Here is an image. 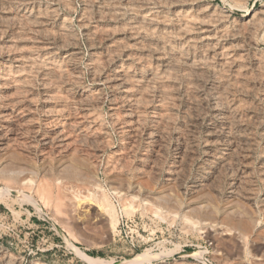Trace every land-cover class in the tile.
<instances>
[{
    "label": "rangeland",
    "instance_id": "374dc122",
    "mask_svg": "<svg viewBox=\"0 0 264 264\" xmlns=\"http://www.w3.org/2000/svg\"><path fill=\"white\" fill-rule=\"evenodd\" d=\"M9 1H11V0H6V1L1 0L0 1V3H1L0 7L2 6L0 8V11H2V12H0L1 13V15H0V28H2V31H0V32H3V30H4L3 33H0V43H2V41H3L2 46L0 44V49L1 48L4 49V50H2V49L0 50V62L3 61L2 62L3 64L0 63V81H1L0 82V95L3 94V96H0V98L2 97V99H0L1 100L0 101V115H2V113L6 114V112L9 113V114H6L5 116L2 115L4 117L0 116V119H1L0 120V127L2 128V129L0 128V130H2L1 132L5 133V134H3L0 132L2 134V137H3V139H2V137L0 138V141L3 142L7 138V141H5L3 143L4 144L6 143L5 144L6 146H8V144L9 145L11 144L10 146H8V148L7 147L5 148V145L1 146L5 149H2L0 147V258L2 260H4V262H6L7 264H19V263L20 264H33L35 262H39L40 264L41 263L42 264H87L82 259L81 255H80V253H84V254L90 255L92 257L101 258L105 264H107V263L108 264H148V263L149 264H159V263L160 264H261V263L264 264V201H263L264 200L263 199L264 198V177H263L264 176V173H263L264 172L263 171L264 170V146H263L264 145V137H263L264 135H263V132L264 131H261V130H264V127H263V124H264V104H262V103H264V99H263L264 95H262V94H264V89H263L264 88V84H263L264 83V76H263L264 75L263 74L264 73V69H263V67H264V65H263L264 64V34H263L264 33V26H263L264 22H262V21H264L263 20L264 17H261L262 15L264 16V11H263L264 10V0H200V1L199 0H191L190 3L193 2L192 4H194L196 2L195 4L198 3L199 5H203V6L210 5L211 10L212 11L214 10L217 12L216 13L213 11L212 12L213 16H214V14H218V13L220 14V15L218 14V16H221V17H218L217 15L214 16V18L218 19L217 21H219V23H221V24L217 25V27H219L220 29L219 28L216 29L217 27L215 28V26H212L211 30H212L213 36L211 38V42H209V44L210 45L212 44V46L209 45L210 47L207 50L210 54L215 55L214 59H213L214 61L211 60V58H213V55L210 56V54L208 52H206V50H204V51L202 50L203 51L202 52L201 50H198L197 48L190 47L192 49L191 50L188 47V50H187L188 56L190 57V55H191V57H190L191 59L195 58V61H203V60L208 61V62L207 61L203 62L204 66L202 65L201 74L198 73L197 75H194L192 77V79L194 77L196 78V79L194 78L195 82L192 81V83H191V81L189 82V80L182 78L183 75L178 72V73H175V76L178 74L176 76V79H174L175 76L173 75L174 77H172V78L168 77V79L164 78L162 80L163 83L161 82V84H163V85L161 87H162V89L164 87V90H162V92H159L155 87L152 88V87L146 86V87L141 88L139 86V85H141V82L135 83L134 81H131V82H129L132 84H129L130 87H129L128 93L126 92V93H124V95L120 92L121 91L120 88L118 89L117 86H113L111 83H108L109 79L112 77L111 75L114 74L112 72L115 71L116 67L122 66L120 68H123L125 70L128 67L129 70H128V68H127V70L129 72L132 70L131 74L132 73L135 74V72H140L141 74H143L147 70L149 71L150 69H151L150 71H152V72H154V70H152V69H155V72H157V71L161 72L160 69H162L161 62L158 59H157L158 61L155 59L154 54H153V50H152V47L153 46L155 47V45H157V44H161V41H159L157 38L155 39L151 36L149 37L146 35H144V36L142 35V33H145L146 29L148 30V27H150V25H148L146 21L142 22L141 18H140L141 16H143L142 14H144L145 9H146V12L144 15H146V13L148 15L149 12H147V10L151 9V10H149L150 11L149 15L154 14V15H158V16H160V15L161 16H163V15L169 16L166 18L164 17L166 19V22H164V23H166V26L168 29L173 30L174 29V27H173L174 22L176 21V19L178 17V16H176L178 14V11L181 8L188 7V4H187L188 2H183L182 0H180L178 2H173V3L170 1L168 2L167 0H158L159 3L157 0H104V1L103 0H101V1L96 0V3H95L94 2L95 0H90L91 2H89V0H88V2H86L87 0H85V1L84 0H71V1L70 0H68V1L67 0H61V1L60 0H53V1L51 0L52 3L50 4V2H51L50 0H36V1L30 0L31 2L29 0H25V1H23L24 4L27 5L28 9H30V10L27 9V11L31 12L33 10L31 13H33L37 17V19L43 20V21H41V23H39L40 20H38V22H36L34 19H29L27 21L28 22L30 21L31 23H28L25 21L23 22V20H25V18L23 17L24 13H21L19 11V10H22L21 3L13 0L12 3L16 2L15 4L17 6L15 4H12L11 5L12 7H10L9 3L7 4V2H9ZM97 1H98V3L100 1V3H99L100 5H98ZM155 1H157V2H155ZM164 1H166V2H164ZM46 2H47V4H46ZM53 2H55V3H53ZM66 2H68V3H66ZM130 2H132V3H130ZM133 2H135V5H137L139 3L140 7H138V5L135 6L133 4ZM145 2H146V4H145ZM141 3L143 6L140 5ZM151 3H152V5H150ZM216 3L218 6L216 5ZM2 4L5 6V8ZM40 4H42V5H40ZM44 5L46 8L44 7ZM50 5L52 6V8H50L51 7ZM54 5H55V7H54ZM57 5L59 7H57ZM89 5H91L92 7L89 8L88 7ZM95 5H98V7H100V8H98ZM105 5H107V6H105ZM127 5H130V6H127ZM160 5H161V7H160ZM32 7L34 9H32ZM95 7L97 9H95ZM108 7H111L112 9H109ZM212 7H214V8H212ZM92 8H94V9H92ZM133 8L136 9V10H134V12L131 11V10H133ZM137 8L139 10V13H138ZM143 8H145V9H143ZM176 8H178V10ZM87 9L90 11L88 12ZM107 9H108V11H107ZM129 9H131V10L129 11ZM158 9L160 11L163 9L164 11L163 10L161 12L155 11ZM11 10H13V11H11ZM10 11H11V13H10ZM17 11H19V12H17ZM48 11L50 13H48ZM56 11H58V12H56ZM81 11H83V13ZM85 11H86V13H85ZM124 11H125V13H124ZM142 11H143V13H142ZM172 11H174V12H172ZM162 12L163 13L165 12V13L163 14ZM16 13H17L18 17L16 16ZM38 13H40V14H38ZM106 13L107 14L109 13L110 15L111 14L112 15L110 16V15H107ZM136 13H138L140 15H138ZM11 14H15V15H11ZM21 14H23V15L21 16ZM37 14H38V16H37ZM85 14L87 17L85 16ZM172 14H174V15H172ZM223 14L226 15L227 20L230 23L232 22L231 23L232 25L225 19V15H223ZM7 15H10V16L8 17ZM90 15L92 16V18ZM100 15H102V16L100 17ZM105 15H107V16H105ZM129 15L130 16L133 15L135 17H133V16L130 17ZM6 16H7L8 21L5 18ZM103 16H104V18H103ZM113 16H114V19H113ZM125 16H127V17H125ZM256 16H257V19L259 16H260L259 19L262 18L261 20H258V22H261V23L256 22L257 21ZM58 17H59V19H58ZM250 17H252V18H250ZM121 18H123V19L121 20ZM131 18H133L135 21L133 19L131 20ZM17 19L19 21L18 24H17V22H18ZM246 19H249V20H246ZM251 19L252 20L254 19V20L251 21ZM5 21L9 22L8 25H7V22H5ZM11 21H13L12 24H11ZM50 21H52V22H50ZM86 21H88V22H86ZM224 21H226V23H224ZM250 21L253 23H251ZM64 22H65V25H64ZM136 22H139V23L136 24ZM140 22L145 23V24L141 25ZM27 23H28L27 26H29V30L27 29L28 28L27 26H24ZM130 23H132V24H130ZM3 24H4V26H3ZM20 24L23 26H21ZM38 24H39V26H37ZM126 24H127V26H126ZM247 24H248V26H247ZM251 24L252 25L255 24V25H253L254 27L249 26ZM5 25H6L7 29H6ZM18 25H20V26H18ZM57 25H59L58 26L59 28L58 27L55 28ZM103 25H105V26H103ZM137 25L141 26V27H138ZM144 25H145V27L143 28ZM169 25H171V26H169ZM226 25L228 27L232 26V28H228ZM258 25H260V26L258 27ZM30 26L31 27L33 26L32 27L33 30L31 29ZM92 26H94V27L92 28ZM101 26H103L105 28H103ZM134 26H135V28H137V30L134 28ZM220 26H222V27H220ZM223 26H225V27H223ZM236 26H238V28H236ZM15 27H18V28H15ZM19 27L21 30L19 29ZM47 27H49V28L51 27V28L46 29ZM121 27H123V28H121ZM9 28L11 30V33H10ZM100 28H101V31L99 30ZM107 28H108V30H107ZM110 28H113V29H111V31H110ZM117 28H120V29H117ZM224 28H225V31L230 32V34H231V30H233L232 35L228 34L227 36L219 37L220 36L219 33L215 34L218 32V30H221ZM243 28H244V30H243ZM16 29H17V31H16ZM43 29H44V31H43ZM65 29H66V31H65ZM94 29L97 30V32L95 30V33H96L95 37L96 38L99 37L100 40H99V38L96 39L94 37V34H95ZM121 29H124V30L121 31ZM138 29H140V30H138ZM144 29H145V31H144ZM247 29H248V31H246ZM36 30H37V32L34 33ZM50 30H51V32H50ZM102 30L103 31L105 30V31L103 32ZM113 30H114V32H113ZM238 30L240 33L237 32ZM241 30H243V31H241ZM64 31L67 33V35L65 34ZM91 31H92V33H91ZM98 31H100L101 34H104V35L103 36L100 35V32H98ZM130 31L134 34H136L138 32L136 37H135V39H136L135 41L129 40V34H131ZM133 31H135V32H133ZM14 32L16 33L17 37L16 36L14 37V35H15ZM22 32H24V34H25L24 36H23ZM59 32H60V34H59ZM108 32H110V33H108ZM233 32H234V34L235 33L236 34L234 35ZM244 32H247V33L249 32V35L251 37H249V35L248 36L245 35ZM5 33H7V34L4 35ZM20 33L22 35H20ZM33 33L39 39L35 38ZM56 33H58L59 35ZM11 34L13 37L10 39ZM54 34H55V37L51 36ZM61 34H63V35L61 36ZM27 35L31 36V37H28ZM216 35H217V37H216ZM18 36H20V37H18ZM21 36H23L24 38ZM86 36H87V38H86ZM137 36H139V39ZM231 36L233 37L232 39H231ZM56 37H58V39ZM89 37L91 38V40ZM115 37H117V39ZM145 37H147V38H145ZM248 37L252 40L251 42H253V43L250 44V40ZM13 38H15L14 40H16V41H12ZM88 38L91 42H88L89 41ZM120 38H121V40H120ZM221 38L224 41L222 40V42H221V40H220ZM2 39H4V40H2ZM59 39H60V41H59ZM147 39H150V40H147ZM18 40H19V42H18ZM31 40H33L34 42ZM122 40L125 41V43ZM139 40H140V42H139ZM226 40H228V41H226ZM58 41H59V43H58ZM148 41H149V43H148ZM225 41H226V43H225ZM229 41H231V42L228 43ZM236 41L238 43L240 42L239 45L236 44L237 43ZM61 42H63L64 44L62 43L60 45ZM115 42H117V43H115ZM126 42L128 45L126 48H124L122 50L121 45L125 46ZM128 42H130V43H128ZM141 42H142V45H141ZM150 42H151V44L153 43V45H151ZM212 42H215L216 44L212 43ZM234 42H235V44H234ZM15 43H17V44H15ZM19 43H22V44L24 43L23 46H21V44H20V46H21L20 49L18 48ZM30 43H31V45H33V46L35 45V46L34 47L31 45L29 46ZM39 43H41V44L39 45ZM43 43H44V45L42 46ZM92 43H94V45ZM220 43L225 44V46H227V44H229V45L227 47H223L224 45L221 46ZM242 43H243V46H242ZM7 44H9V45L11 44V46H13V47H14L13 44H15L16 49L14 48L15 49L14 50L12 47L13 50H11V47L10 46L7 47L8 46ZM114 44H115V46H113ZM143 44L148 45V46L151 45V47L150 46L144 47ZM5 45H7V46L5 47ZM64 45H66V46H64ZM103 45H105V46H103ZM107 45H108V47H107ZM96 46H98V47H96ZM109 46H110V48H109ZM118 46H120V47H118ZM136 46H138V48ZM250 46H251V48H250ZM45 47H47V48H45ZM50 47H52V49ZM115 47H117V49ZM252 47H253V49H252ZM57 48H59V50ZM90 48H92V49H90ZM220 48H224V49L220 50ZM7 49H10V50H7ZM40 49H41V51H40ZM48 49H49V51H48ZM94 49L96 52L94 51ZM144 49H145V53H143ZM193 49H195V50H193ZM230 49H232V50H230ZM23 50L24 51L26 50L25 53ZM31 50L33 53L32 52L30 53ZM34 50H36V51H34ZM53 50H55V51H53ZM138 50L140 52L141 51L142 52L140 53ZM211 50L213 51V53L211 52ZM255 50L258 52H256ZM2 51H5V52L3 53ZM9 51H11V53L12 52L13 53L11 54ZM27 51H29V52H27ZM91 51H93V52H91ZM106 51L107 52L110 51L111 53L108 52L109 53L108 54ZM196 51L199 53V58H201V59L198 58ZM220 51H221V53L219 54ZM253 51L257 54H255ZM259 51L261 53L260 56H258ZM97 52H98V54H96ZM102 52H103V54H102ZM104 52H106V53H104ZM138 52H139V54H138ZM147 52L149 53V55ZM228 52H230V53H228ZM14 53H15V55H13ZM35 53H39V54H35ZM61 53H63V54H61ZM72 53L77 54V56L72 54ZM128 53H129V55H128ZM207 53H208V55H207ZM225 53L226 54L228 53V55H231L234 58L233 63L237 64L236 66H238L240 63H244L243 64L244 67L242 66V64H240L239 69L241 68V70L244 71L245 78L244 79L243 78L237 79L238 81L236 80V82H238V83L233 82L234 85L232 84L228 88L226 87V89L224 88V90H226V91L223 90L224 91L223 92L221 90V88L219 87L221 85L220 83H222L221 81H224L223 79L221 80V77L223 76V78H226V79H228L230 77H234L233 70L231 68L229 69L228 64H223V62L221 61L222 58L225 56ZM245 53L248 55L249 58L246 57ZM45 54L47 56H45ZM52 54H53V56H52ZM136 54L139 55V56H137V58H136ZM59 55H60V57H59ZM66 55H68L70 58ZM71 55L74 57H72ZM99 55L100 56L102 55V56L100 57ZM130 55H135V56L131 57ZM140 55L142 57H140ZM194 55H195V57H194ZM235 55H236V57H235ZM255 55H256V57H255ZM38 56H40V57H38ZM43 56H45L44 59H43ZM110 56H112V57H110ZM143 56L146 58L148 57L147 60ZM201 56H204L203 60H202ZM35 57L36 58L38 57V58L36 59ZM49 57L51 59H48ZM71 57H72L73 61L69 60V59H71ZM206 57H208V58L206 59ZM40 58H42V60ZM45 58L47 60H45ZM52 58H53V60H52ZM62 58H64V59H62ZM74 58H76V59H74ZM28 59H30V61ZM33 59L37 63H35V61L33 63ZM107 59L108 60L110 59L112 61H110V60L108 61ZM144 59H145V61H144ZM261 59L263 60V62L261 61ZM25 60H27V61H25ZM48 60H50V62ZM54 60H55V62H52ZM58 60H64V61H58ZM121 60H122V62H121ZM130 60H131V62H130ZM13 61H15V63ZM70 61H71V63H70ZM98 61L103 63V65L101 63H99ZM105 61L108 62V64ZM259 61H260V64H259ZM8 62H10V63H8ZM24 62H27V64ZM29 62H30V64H29ZM40 62H42L43 66L41 65ZM43 62H45V63L43 64ZM56 62H58V64H60L61 66L57 67L56 65H58V64H56ZM68 62H69V64H68ZM77 62H78V64H77ZM129 62L132 65H130ZM155 62L157 64H154ZM255 62H257V63L255 64ZM17 63H19V64H17ZM23 63H24V66H23ZM31 63L33 65L36 64L37 67L36 66L34 67ZM73 63L75 66H73ZM122 63H124V66ZM211 63H213L214 65ZM220 63L222 65H220ZM252 63L254 65H252ZM4 64H6V65H4ZM14 64H15V66H14ZM52 64H54V65L52 66ZM141 64L143 66L144 65L145 66L143 67ZM246 64L248 66H246ZM257 64L260 67V69L262 68V70L259 69L260 70L259 71L257 69V68H259L257 66ZM31 65H32V67H31ZM93 65L95 67H92ZM96 65H98V67ZM160 65H161V67H160ZM212 65L217 70V71L215 70L216 73H214L213 75L211 74L212 73L211 71L214 70ZM223 65H225V66H223ZM2 66H5V67L8 66L9 69L4 68V67L1 68ZM19 66H22L21 67L22 69ZM48 66H49V69H48ZM99 66H101V67H99ZM132 66H134V67H132ZM138 66H140L142 69ZM221 66H223L224 68H227V70L228 69L229 70L226 71V69H225V71L223 70V72H222V69H224V68ZM253 66H255V67H253ZM23 67H24V69H23ZM26 67L28 69L30 67H31V69L34 68L37 71H35L34 74L31 73V75H32L31 76L29 74L32 71L29 70V73H28V69H26ZM46 67H47V69H46ZM51 67H54L55 70ZM71 67L73 68V70ZM89 67L92 69H95L96 71L95 70L92 71V69L90 70ZM218 67L220 68V71H218L219 70ZM38 68H39V70H42V69H44V70L39 71ZM56 68H58L59 71H57ZM61 68L63 71L64 70L65 71L64 72L62 70L60 71ZM143 68H144V70H143ZM251 68L253 70L255 69L256 73H254L251 70ZM248 69H250L252 72ZM10 70H11V72H8ZM17 70H20L21 73H17ZM22 70H25V71H22ZM231 70L233 73H231ZM56 71H57L58 75L61 73L59 76H62V74H63V76L61 77L63 79H61L58 75H56L57 74ZM69 71H70V73H69ZM91 71H92V73H91ZM141 71H143V72H141ZM5 72H7V73H5ZM13 72L16 73V76H15V73H13ZM23 72H25V73H23ZM53 72H55V73H53ZM217 72L222 73V74H220L221 76L218 75ZM227 72H229V73H227ZM250 72H251V74H250ZM103 73H104V75H103ZM4 74H5V76H7V74H8V76H9V77L7 76L8 80L4 77ZM10 74H11V76H10ZM19 74H20V77L22 78V80H20L21 78L19 77ZM22 74L24 76L26 75L25 76L26 78ZM43 74L47 77H45ZM46 74H48V75H46ZM93 74H94V76H93ZM229 74H230V76H228ZM231 74L233 76H231ZM27 75H29V76H27ZM69 75H71V76L73 75L72 77L70 76L72 78L71 80L69 78ZM252 75H254L255 77L253 76V77L248 78V76H252ZM218 76H220V77H218ZM2 77H4V78L2 79ZM23 77L25 78L24 79L25 81L27 79H29L26 81L28 83L23 82ZM66 77H67V79H66ZM73 77H74V80H73ZM94 77H95V79H94ZM215 77L218 78V81ZM246 78H247V81H246ZM252 78L255 80H253ZM258 78H260L263 82ZM4 79H5V82L7 81L6 83L4 82ZM12 79L15 83H18V84L14 85V83L12 82ZM42 79H43V81H42ZM56 79H57V81L54 82ZM17 80L20 82H17ZM166 80H167V83H165ZM210 80H211V82H210ZM243 80L245 81V83H248V84L243 83L244 82ZM248 80L250 83L248 82ZM172 81H173V83H172ZM62 82L63 83L66 82V83L63 84ZM73 82H75V83L73 84ZM102 82L104 83V85ZM197 82H199V84ZM239 82L242 83L243 85L240 84ZM10 83H11V85H10ZM138 83H139V85H136ZM178 83L180 84L179 86L177 85ZM194 83H197V84H194ZM24 84L27 85L26 88H25L26 85H24ZM56 84H59V85H56ZM61 84H63V85H61ZM171 84H173L172 89H171ZM183 84H184V86H182ZM185 84L187 86L189 85L188 86L189 92H188V90L186 88L187 86H185ZM213 84H215V85H213ZM250 84L254 87H251ZM78 85H79V87H78ZM164 85L166 87L168 85L169 88L168 87L166 88ZM199 85H201L202 87H200ZM13 86L16 88V93L14 91L15 88ZM55 86H58V87L56 88ZM65 86H68V87L64 88ZM70 86H72V87H70ZM133 86H135V88ZM136 86H137V88H136ZM241 86H244V87L242 88ZM18 87L19 88L21 87L20 90H21V92L23 91L22 93L18 90ZM60 87H63V88H60ZM138 87L140 89H144L142 92L143 97L141 96L138 99V102H140L141 104L138 103L136 100H135L134 104H130V102L128 101L130 97L128 98L126 96L129 93H130L129 96L130 95L137 96V94L139 93ZM190 87L193 88L195 90V92L193 90H190ZM215 87H217V88H215ZM67 88H68V90L66 91ZM75 88H76V90H75ZM80 88H82V89H80ZM184 88H186V89H184ZM10 89H11V91H10ZM23 89H25V90H23ZM47 89H48V91H47ZM71 89H74V90H71ZM219 89H220L221 94L218 92ZM257 89H259V90L257 91ZM80 90L87 92V93H85V95L80 96L78 94L80 92ZM227 90H229V91H227ZM12 91H14V93H12V95H10ZM69 91H70V93H69ZM91 91H93V92H91ZM117 91H119V92H117ZM136 91H137V93H136ZM233 91H234V93H233ZM243 91H245V92H243ZM246 91H248V92H246ZM47 92H49V93H47ZM51 92L53 94L55 92V94L57 96H54L55 94L51 95ZM65 92H68V93H66V94H68L67 96H66ZM172 92H174V93H172ZM191 92H193V93H191ZM134 93H136V94L133 95ZM158 93L161 94L162 98H164L165 95H167V96L164 99H162L160 97V94H158ZM175 93H176V96H174ZM195 93H198V94H195ZM16 94H18V95H16ZM26 94H29V95H26ZM116 94H118V95H116ZM121 94H122V96H121ZM144 94L147 96L146 97L147 99L145 98ZM162 94L163 95L165 94V95L163 96ZM169 94H171V95L173 94L172 96L174 98L171 95L169 96ZM180 94H181V96H180ZM191 94L193 97L195 95L196 100H198L197 97L199 95V99H201L202 101L201 100H198L197 102L191 101V100H194V98L191 96ZM225 94H226V96H225ZM8 95H10L9 96L10 98L11 97H13V98H11V100H10V98L7 97ZM104 95H106V96H104ZM189 95H190V97H189ZM217 95H218V97H217ZM220 95H221V97H219ZM237 95H238V97H237ZM4 96H6V97H4ZM27 96H28V98H27ZM222 96H224V97H222ZM231 96H233L234 98ZM250 96L251 97L253 96V98H251ZM65 97H67V98H65ZM73 97H74V99H73ZM95 97H98L96 100H98L99 102L95 100ZM211 97H212V100H211ZM71 98H72V100H70ZM113 98H114V100H113ZM222 98H223V100L225 99L224 100L225 102L229 101L232 103V101H233L234 106L237 108L236 110L239 111V112L237 111V116L240 115V117L244 118L246 116H251L253 114L252 115L253 119L255 120V118H256V121L258 123H256L252 119V121H247L244 124L245 130L247 129V132H249L250 130L254 132V133H248V135L250 136V137L249 136L248 137H249V139L250 138L251 139L249 141L250 145H249V147H247L248 149L246 151V154H248L249 156L246 155L245 158H244V156H241V154L244 151V150L242 151V149H245V148H242L241 150L235 149V151L237 153L234 152V150H232L233 153L230 152V154H229L231 162H229L224 167L222 166L223 168L222 167L218 168L214 165L215 164L214 162L216 161L215 157L222 155V154H219L222 152V149L220 146L223 145V142L226 143L227 141H229V142L231 141L230 136L227 133H224L225 130L223 129L224 125L222 123V121H223L222 115H224L223 111H224L225 107H224V101L222 100ZM237 98H239L240 100ZM13 99H14V101H13ZM88 99L90 101H88ZM169 99L170 100L172 99V100L170 101ZM176 99H178V100H176ZM227 99H228V101H227ZM80 100L81 101L83 100V101L81 102ZM160 100L162 102H160ZM174 100H175V102H174ZM213 100H215V101H213ZM246 100L249 101L248 102L249 104H247ZM117 101H119V102H117ZM146 101H147V103H145ZM222 101H223V103H222ZM239 101H240V104H239ZM243 101H245L246 104ZM76 102H77V104H76ZM136 102H137V104H139V106L136 104ZM168 102L170 103L169 106H168ZM172 102H173L174 106H172ZM176 102H178L179 104H176ZM220 102L222 104H219ZM250 102H252V103L254 102V103L252 104ZM6 103L8 104V106L10 108L11 107L13 108L12 112L10 110H7L8 109L7 106L6 107L4 106V105H7ZM74 103H75V105H74ZM124 103H126V104H124ZM13 104L14 105L16 104V105L14 106ZM85 104H87V105L85 106ZM193 104L196 106H194ZM1 105H3V106L1 107ZM218 105H221V106H218ZM247 105L249 106V108ZM125 106L128 108H126ZM156 106H158L157 108H160L161 110L160 109L158 110L156 108ZM179 106H180V108H179ZM185 106H186V109L184 108ZM212 106H214V107H212ZM254 106H255V108H254ZM18 107H21V109L22 108L23 109L20 110V108H18ZM148 107H150V108H148ZM165 107H167L168 109ZM189 107L194 112L192 110H190ZM219 107H221V108H219ZM239 107L241 108V110ZM5 108H7V109H5ZM48 108H50V109H48ZM87 108H89V109H87ZM199 108L201 110H203V108H204V110L201 111ZM214 108H218L219 110L214 109ZM14 109H16L15 111H17L16 114H15ZM83 109L85 111H83ZM116 109H117V111H116ZM131 109L132 110L134 109L133 111L135 114H137L138 113L137 111H139V113H138L139 117L137 118V120L138 121L140 120V121H139L138 126H136L135 124H132V123H135L136 118L135 117L133 118V116L130 117ZM138 109H140V110H138ZM54 110H55V112H54ZM56 110H57V112H56ZM59 110H62V111H59ZM143 110H144V114L142 113ZM169 110H172L173 112L169 111ZM187 110H190V113H192V114H190V113L188 114L189 111L187 112ZM21 111H22V114H21ZM121 111L122 112L125 111V112H123L124 114ZM128 111H130V112H128ZM149 111H151V112L149 113ZM160 111H161V116H160ZM166 111H167V113H166ZM196 111H197V113H196ZM23 112L25 114H23ZM117 112H120V114L118 115ZM11 113H14L15 115H13ZM113 113L115 114V116ZM180 113H183V114H180ZM217 113H218V115H217ZM219 113H221V114L219 115ZM254 113L256 114V116H254L255 115ZM85 114H87V115H85ZM185 115H187V116H185ZM194 115H196V116H194ZM7 116H8V119L5 118ZM71 116H72V118H71ZM87 116H89V117H87ZM152 116L155 118L157 117V118L156 119L152 118ZM162 116H163V118H162ZM218 116H220V117H218ZM63 117H64V122L62 119ZM80 117H81L82 121L80 120ZM128 117H129V119L132 118V120L130 121L128 119ZM145 117H146V119H145ZM50 118H52V119H50ZM76 118H77V120H76ZM85 118L87 120H85ZM171 118H173V119L171 120ZM182 118L185 120L187 118V120H189V122L184 121ZM194 118H197L198 122H197V120L195 121ZM219 118H221V119H219ZM262 118H263V120H262ZM31 119H32V121H31ZM73 119H75L76 121ZM122 119H124V120H122ZM126 119H128V120H126ZM79 120L81 122H79ZM88 120H89V122H88ZM151 120L154 122H152ZM157 120H159V121H157ZM181 120H182V122H181ZM127 121H128V123L126 124ZM22 122H24L23 123L24 125L22 124ZM49 122H50V124H49ZM51 122H53V123H51ZM65 122H66V124H64ZM119 122H120V124H119ZM141 122H142V124H141ZM157 122H159V123H157ZM161 122H163V123H161ZM167 122L169 124H165ZM195 122H197L198 124ZM214 122H216V123H214ZM25 123H27V124H25ZM68 123H70V124H68ZM81 123L82 124L84 123V126ZM254 123H256V124H254ZM32 124H33V127L28 126L29 128L26 129L27 125H32ZM62 124H64V125H62ZM71 124H72V126H71ZM96 124H98L97 126H99V127L95 126ZM130 124H131V127H129ZM187 124H188V126H187ZM220 124H222V125H220ZM4 125L6 127H9V128L6 129V127ZM50 125H52V126H50ZM57 125L59 126L58 128L60 129V134L64 133L62 135L66 138V142L68 145L65 144L66 142L65 143L62 142L63 144L60 143L58 138H56L57 136H55L53 134L55 132L54 128H56ZM133 125H135L134 126L135 129H133L134 127L132 128ZM206 125H209V126H206ZM20 126L22 128H20ZM23 126L26 128L24 129ZM64 126H65V128H64ZM78 126H79V128H78ZM81 126H82V129H84V130L80 129ZM151 126H154L153 127L154 129ZM158 126H159V128H158ZM174 126H175V128H174ZM251 126H252V128H250ZM11 127H13V128H11ZM60 127H63L64 129L63 128L61 129ZM88 127H89V129L90 128L91 129L89 130ZM182 127H185L186 129L185 128L182 129ZM219 127H220V129H219ZM149 128H150V130H149ZM161 128L162 129L166 128V129L162 130L164 137H162L161 141H158V142H160L159 145H158V143H155L154 139L147 140L146 134L148 133V131L155 135L157 130L160 131L159 129H161ZM176 128H178V130ZM15 129L16 130L18 129V130L15 131ZM19 129H20V131H19ZM35 129H37V130H35ZM65 129L66 130L68 129V130L66 131ZM169 129H171V130H169ZM22 130H23V132H22V134H20ZM70 131H71V133H70ZM167 131H170V133ZM179 131H181V133L183 135H181V133H179ZM187 131H189V133H191V134L187 133ZM207 131H209V132H207ZM81 132H82V134H81ZM83 132L85 134H83ZM87 132H88V134H87ZM91 132H95V134L91 133ZM183 132H185V133H183ZM126 133H128V134H126ZM129 133H131V134H129ZM132 133L135 134V137L133 136L134 134H132ZM208 133H209V135H208ZM210 133L212 136L210 135ZM256 133H257V135H256ZM259 133H260V135H259ZM68 134H70V135H68ZM78 134L81 136H79ZM105 134H107V135H105ZM136 134H138L139 136ZM143 134H145V136ZM175 134L177 136L179 135L180 137L178 138ZM253 134H255L256 136ZM51 136L53 138H51ZM68 136H70V137L68 138ZM75 136L76 137L78 136V137L76 138ZM192 136H194V137H192ZM42 137H46V138H42ZM185 137H186V139H185ZM189 137L190 138L192 137L194 139H190ZM49 138H51V142H49V144H48V141H50ZM82 138H83V140H81ZM95 138H97V139H95ZM134 138H135V140H134ZM215 138H216V140H215ZM12 139H14V141ZM45 139H47V140L45 141ZM68 139H69V141H68ZM103 139H104L105 143H104ZM218 139H219V141H218ZM53 140H54V142L52 143ZM97 140H101V141L97 142ZM131 140L134 142L133 144H132ZM194 140H196V141H194ZM200 140H201V142H200ZM99 142H100V144H99ZM152 142H154V143H152ZM216 142L220 143V144H217ZM240 142L242 143L244 141L241 140ZM13 143H14V145H13ZM24 143H25V145H24ZM251 143H253V144H251ZM101 144H102V146H101ZM147 144H148V147H145V146H147ZM28 145H29V147H27ZM24 146H26V147H24ZM50 146H51V148H50ZM129 146H130V148H129ZM190 146L193 148H191ZM194 147H195V150H194ZM256 147H258V148H256ZM211 148H213V149H211ZM51 149H53V150H51ZM149 149H151V150H149ZM214 149L215 150L217 149V150L215 151ZM255 149H257V150H255ZM54 150L57 152H55ZM154 152L157 154L155 155ZM183 152H187V153H183ZM206 152L208 154L210 153V155H208ZM225 152H227V151H223L222 153H225ZM260 152H261V154H260ZM46 153H47V155H46ZM141 153H142V155H141ZM186 154H188V155H186ZM213 154H215V155H213ZM235 154H237V156ZM238 154H240V156ZM185 155L187 156V158L185 157ZM231 155H232V157H231ZM260 155H262V156H260ZM118 156H119L120 160H119V158L118 159L116 158ZM155 156H157V157H155ZM147 157L149 159H147ZM210 157L213 160L210 159ZM240 157H241V159L243 157L244 160L247 159L246 162L241 163V161H243V159L241 160ZM239 159L241 160L240 162H238ZM109 160H110V164H109ZM141 160H143V161H141ZM209 160H211L213 162H211ZM106 161H107V163H106ZM116 161H119V163ZM247 162H248V164H247ZM154 163H155V165H154ZM246 164L248 166H246ZM260 164H261V166H260ZM183 165H185V166H183ZM227 166H228V170H227ZM251 166L255 171L251 169ZM120 167L121 168L123 167V168L121 169ZM149 167H150V169H149ZM186 167H187V169H186ZM204 167L206 169H204ZM147 169H149V170H147ZM151 169H153V170H151ZM261 169H262V171H261ZM174 170L176 172L178 170L179 171L176 173ZM233 171H235V172H233ZM245 171H246V173H245ZM252 171H253V174H252ZM257 171H258V173H257ZM228 172L230 174V177L228 175ZM168 173H170V174L168 175ZM207 174H209V175H207ZM232 174H233V176H231ZM236 174L239 176H237ZM175 175H177V176H175ZM217 175L221 179L218 177L216 178ZM242 175L244 177L243 179H242ZM249 175H251L250 176L251 179H250ZM179 176H181V177H179ZM172 177H177V178H172ZM239 178H241V181L243 180L242 182H245L246 186L248 185L247 188L248 187L250 188L252 185V187L250 189H251V192L253 191L252 192V194H253L252 199L253 200H251V199H250L251 201L245 200L244 198L240 199L241 197H239L237 195L233 196V195L228 194V190H229L228 186H230V183L232 182V180L237 181ZM177 179H179V180H177ZM199 179H203L204 182L208 181L209 183L208 182H207V184L203 183L201 186H198V188L196 187L197 188L196 189L194 183L196 180H199ZM246 179L251 183L248 182V184H247ZM215 180H217V181H215ZM227 180H229V181H227ZM178 183H179V185H178ZM215 183H218V184H215ZM227 183H229V184L227 185ZM253 187L255 188V190H253L254 189ZM212 188H213V190H212ZM214 189H216V190H214ZM103 198L106 199V201L110 204V206L112 205V209L114 210L113 212H114V215L116 216L114 228L110 226L111 217L108 214H106V212H105ZM253 201H254V203H253ZM259 201L261 203H259ZM248 204H250V206H248ZM260 204L262 205V207ZM251 206H252V208H251ZM99 215L102 217V219L99 218ZM246 220H247V222H246ZM241 222H244V223H241ZM245 227H247L249 230H247V228H245ZM244 229H246V230H244ZM225 232H227V233H225ZM239 235H240V238H239ZM234 241H236V243ZM143 252H145V253H143ZM169 253H171V254H169ZM154 255H156V256H154ZM157 255H158V257H157ZM11 258H13V259H11ZM14 259H15V261H14ZM109 260H111V261H109ZM258 262H260V263H258ZM99 264H103V263L100 262Z\"/></svg>",
    "mask_w": 264,
    "mask_h": 264
},
{
    "label": "bare ground",
    "instance_id": "6f19581e",
    "mask_svg": "<svg viewBox=\"0 0 264 264\" xmlns=\"http://www.w3.org/2000/svg\"><path fill=\"white\" fill-rule=\"evenodd\" d=\"M1 1V0H0ZM6 1V0H5ZM14 1H17V2H19V3H21V7H22V10H19L21 13H24V15L23 14H21V16L23 15V17L25 18V20H23V22L25 21V22H28L27 20H29V19H34L36 22H38V20H40V19H37V17L33 14V13H31L33 10L32 9H34L33 7H32V11L30 12H28L27 11V9H28V7H27V5H25L24 4V2L23 1H25V0H14ZM30 1V0H29ZM36 1V0H35ZM51 1V0H50ZM53 1V0H52ZM52 1L50 2V4L52 3ZM61 1V0H60ZM68 1V0H67ZM71 1V0H70ZM85 1V0H84ZM101 1V0H100ZM100 1H99V3H100ZM104 1V0H103ZM158 1V0H157ZM157 1H155V2H157ZM168 2L170 1V2H178V1H180V0H167ZM183 2H188L187 4H188V7H186V8H181L179 11H178V14L176 15V16H178L177 17V19H176V21L174 22V29L173 30H170V29H168L167 28V26H166V23H164V22H166V17H169V16H164L163 14L165 13H163L162 15L163 16H158V15H154V14H152V15H149V13H150V11L149 10H151V9H148L147 10V12H149L148 13V15H147V13H146V15H144L145 14V12H146V7L145 8H143V9H145V12H144V14H142L143 16H141L140 18H141V21L142 22H147V24L148 25H150V27H148V30L146 29V31H145V29H144V31H145V33H142V35L144 36V35H146V36H151V37H153V38H157L159 41H161V44H157V45H155V47L153 46L152 47V50H153V54H154V57H155V59L157 60H159L160 62H161V65H162V69H160L161 70V72H155V69H152V70H154V72H152V71H146L145 73H143V74H141L140 72H135V74H131V71L129 72L128 70H129V68H128V70H127V68H126V70L125 69H123V68H120V67H122V66H120V67H116V69H115V71L114 72H112V73H114L113 75H111L112 77L109 79V82L108 83H111L113 86H117L118 87V89L120 88V92L124 95V93H128V90H129V87H130V85L129 84H132V83H129V82H131V81H134L135 83H137V82H141V85H139V83L138 84H136V85H139L141 88H143V87H155L159 92H162V90H164V87H163V89H162V85L163 84H161V82L163 83V79L164 78H167L168 79V77L169 78H172V77H174L175 76V73H181L183 76H182V78H184V79H187V80H189V82L191 81V83H192V81L193 82H195L194 81V78L192 79V77L194 76V75H197L198 73H200L201 74V68H202V65H203V62H206L207 60V58L208 57H206V61H204L203 60V57L204 56H201L202 57V60L203 61H195V58L194 59H191L190 57H191V55H190V57L188 56V47L190 48V47H192V48H197L198 50H206V52H208L207 50H208V48L210 47V46H212V44L210 45L209 44V42H211V38H212V36H213V33H212V26H215V28L217 27V25H219V24H221V23H219V21H217L218 19H215L214 18V16L215 15H217L218 16V14H214V16H213V11L211 10V6L210 5H206V6H203V5H199L198 3L197 4H192V3H190L191 2V0H182ZM200 1V0H199ZM13 2V0H11V1H9V2H7V4L9 3V6L10 7H12L11 5L12 4H15V3H12ZM31 2V1H30ZM33 2V1H32ZM59 2V1H58ZM57 2V3H58ZM86 2H88V0L86 1ZM89 2H91L90 0H89ZM95 3H96V0L94 1ZM111 2V1H110ZM140 2V1H139ZM153 2V1H152ZM164 2H166V1H164ZM36 3V2H35ZM49 3V2H48ZM53 3H55V2H53ZM56 3V4H57ZM60 3V2H59ZM65 3V2H64ZM66 3H68V2H66ZM84 3V2H83ZM97 3H98V1H97ZM98 3V5H100ZM125 3V2H124ZM130 3H132V2H130ZM149 3V2H148ZM158 3H159V1H158ZM202 3V2H201ZM206 3V2H205ZM212 3V2H211ZM1 4V3H0ZM18 4V3H17ZM24 4V5H23ZM45 4V3H44ZM46 4H47V2H46ZM93 4V3H92ZM106 4V3H105ZM110 4V3H109ZM113 4V3H112ZM120 4V3H119ZM123 4V3H122ZM127 4V3H126ZM133 4L135 5V2H133ZM144 4V3H143ZM145 4H146V2H145ZM144 4V5H145ZM182 4V3H181ZM184 4V3H183ZM186 4V5H187ZM3 5V4H2ZM16 5V4H15ZM14 5V6H15ZM40 5H42V4H40ZM65 5V4H64ZM69 5V4H68ZM88 5V4H87ZM98 5H95V6H97L98 7ZM108 5V4H107ZM107 5H105V6H107ZM138 5V7H140L139 6V3L137 4ZM137 5H135V6H137ZM140 5H142V3L140 4ZM148 5V4H147ZM150 5H152V3L150 4ZM155 5V4H154ZM153 5V6H154ZM205 5V4H204ZM216 5H217V3H216ZM4 6V5H3ZM17 6V5H16ZM51 6V5H50ZM73 6V5H72ZM102 6V5H101ZM127 6H130V5H127ZM143 6V5H142ZM141 6V7H142ZM163 6V5H162ZM213 6V5H212ZM218 6V5H217ZM220 6V5H219ZM233 6V5H232ZM2 7V6H1ZM0 7V8H1ZM9 7V8H10ZM31 7V6H30ZM44 7H45V5H44ZM54 7H55V5H54ZM57 7H59L58 5H57ZM87 7V6H86ZM89 8H91L92 6L91 5H89L88 6ZM94 7V6H93ZM115 7V6H114ZM152 7V6H151ZM160 7H161V5H160ZM174 7V6H173ZM172 7V8H173ZM4 8H5V6H4ZM38 8V7H37ZM46 8V7H45ZM50 8H52V6L50 7ZM85 8V7H84ZM88 8V9H89ZM98 8H100V7H98ZM109 9H112L111 7H108ZM116 8V7H115ZM150 8V7H149ZM159 8V7H158ZM180 8V7H179ZM212 8H214V7H212ZM261 8V7H260ZM3 9V8H2ZM21 9V8H20ZM48 9V8H47ZM66 9V8H65ZM87 9V10H88ZM92 9H94V8H92ZM95 9H97L96 7H95ZM102 9V8H101ZM105 9V8H104ZM103 9V10H104ZM132 9V8H131ZM131 9H129V11L131 10ZM156 9V8H155ZM161 9V8H160ZM174 9V8H173ZM177 10H178V8H176ZM220 9V8H219ZM4 10V9H3ZM10 10V9H9ZM15 10V9H14ZM28 10H30V9H28ZM43 10V9H42ZM45 10V9H44ZM51 10V9H50ZM73 10V9H72ZM86 10V9H85ZM100 10V9H99ZM134 10H136V9H134L133 8V10H131V11H133L134 12ZM137 10H138V8H137ZM163 10V9H162ZM161 10V11H162ZM166 10V9H165ZM172 10V9H171ZM262 10V9H261ZM11 11H13V10H11ZM11 11H10V13H11ZM19 11H17V12H19ZM40 11V10H39ZM90 10H88V12H89ZM102 11V10H101ZM100 11V12H101ZM107 11H108V9H107ZM110 11V10H109ZM128 11V10H127ZM126 11V12H127ZM155 11H160L159 9L158 10H155ZM160 11V12H161ZM164 11V10H163ZM264 11V10H263ZM0 12H2V11H0ZM15 12V11H14ZM42 12V11H41ZM45 12V11H44ZM43 12V13H44ZM56 12H58V11H56ZM82 13H83V11H81ZM87 12V13H88ZM97 12V11H96ZM105 12V11H104ZM103 12V13H104ZM120 12V11H119ZM123 12V11H122ZM132 12V13H133ZM137 12V11H136ZM141 12V11H140ZM170 12V11H169ZM172 12H174V11H172ZM214 12H216V11H214ZM223 12V11H222ZM260 12V11H259ZM9 13V14H10ZM36 13V12H35ZM48 13H50L49 11H48ZM47 13V14H48ZM85 13H86V11H85ZM124 13H125V11H124ZM129 13V12H128ZM138 13H139V10H138ZM138 13H136V14H138ZM142 13H143V11H142ZM157 13V12H156ZM155 13V14H156ZM217 13V12H216ZM221 13V12H220ZM263 13V12H262ZM6 14V13H5ZM38 14H40V13H38ZM38 14H37V16H38ZM79 14V13H78ZM91 14V13H90ZM107 14V13H106ZM118 14V13H117ZM121 14V13H120ZM119 14V15H120ZM123 14V13H122ZM158 14V13H157ZM160 14V13H159ZM226 14V13H225ZM225 14H223V15H225ZM254 14V13H253ZM0 15H1V13H0ZM11 15H15V14H11ZM20 15V14H19ZM89 15V14H88ZM92 15V14H91ZM90 15V16H91ZM104 15V14H103ZM107 15H110L109 13L107 14ZM107 15H105V16H107ZM112 15V14H111ZM110 15V16H111ZM114 15V14H113ZM127 15V14H126ZM135 15V14H134ZM138 15H140V14H138ZM169 15V14H168ZM172 15H174V14H172ZM220 15V14H219ZM256 15V14H255ZM8 17L10 16V15H7ZM7 16L5 17L6 19H7ZM16 16H17V13H16ZM45 16V15H44ZM80 16V15H79ZM85 16H86V14H85ZM89 16V17H90ZM102 15H100V17H101ZM124 16V15H123ZM128 16V15H127ZM127 16H125V17H127ZM130 16V15H129ZM131 16H133V15H131ZM130 16V17H131ZM252 16V15H251ZM258 16V15H257ZM257 16H256V22H258V20H261V19H259L260 18V16L258 17V19H257ZM13 17V16H12ZM15 17V16H14ZM18 17V16H17ZM40 17V16H39ZM60 17V16H59ZM59 17H58V19H59ZM66 17V16H65ZM87 17V16H86ZM97 17V16H96ZM129 17V18H130ZM133 17H135V16H133ZM138 17V16H137ZM165 17V18H164ZM171 17V16H170ZM173 17V16H172ZM218 17H221V16H218ZM261 17H264L263 15L261 16ZM2 18V17H1ZM64 18V17H63ZM91 18H92V16H91ZM103 18H104V16H103ZM174 18V17H173ZM250 18H252V17H250ZM249 18V19H250ZM254 18V17H253ZM5 19V20H6ZM13 19V18H12ZM11 19V20H12ZM15 19V18H14ZM19 19V18H18ZM18 19H17V21H18ZM48 19V18H47ZM52 19V18H51ZM69 19V18H68ZM89 19V18H88ZM113 19H114V16H113ZM118 19V18H117ZM116 19V20H117ZM120 19V18H119ZM123 18H121V20H122ZM133 18H131V20H132ZM169 19V18H168ZM225 19L227 20V17H226V15H225ZM249 19H246V20H249ZM20 20V19H19ZM50 20V19H49ZM70 20V19H69ZM125 20V19H124ZM130 20V19H129ZM134 20V19H133ZM254 20V19H253ZM252 19H251V21H253ZM264 20V19H263ZM7 21H8V19H7ZM7 21H5V22H7ZM14 21V20H13ZM13 21H11V24L13 23ZM16 21V22H17ZM41 21H43V20H40V22L39 23H41ZM59 21V20H58ZM66 21V20H65ZM81 21V20H80ZM135 21V20H134ZM139 21V20H138ZM228 21V20H227ZM235 21V20H234ZM250 21V22H251ZM2 22V21H1ZM4 22V21H3ZM15 22V21H14ZM33 22V21H32ZM46 22V21H45ZM50 22H52V21H50ZM63 22V21H62ZM86 22H88V21H86ZM128 22V21H127ZM130 22V21H129ZM132 22V21H131ZM169 22V21H168ZM229 22V21H228ZM227 22V23H228ZM262 22H264V21H262ZM8 23L9 22H7V25H8ZM19 23V21L17 22V24ZM28 23H31L30 21L28 22ZM28 23L26 24V25H24V26H27L28 25ZM48 23V22H47ZM83 23V22H82ZM135 23V22H134ZM137 23H139V22H136V24ZM224 23H226V21H224ZM230 23V22H229ZM232 23V22H231ZM230 23V24H231ZM241 23V22H240ZM243 23V22H242ZM251 23H253V22H251ZM258 23H261V22H258ZM34 24V23H33ZM58 24V23H57ZM123 24V23H122ZM121 24V25H122ZM130 24H132V23H130ZM140 24L142 25V24H145V23H141L140 22ZM168 24V23H167ZM171 24V23H170ZM246 24V23H245ZM21 25V24H20ZM20 25H18V26H20ZM64 25H65V22H64ZM68 25V24H67ZM84 25V24H83ZM86 25V24H85ZM88 25V24H87ZM124 25V24H123ZM122 25V26H123ZM139 25V24H138ZM137 25V26H138ZM225 25V24H224ZM232 25V24H231ZM253 25H255V24H253ZM252 24L251 25H249V26H253ZM257 25V24H256ZM2 26V25H1ZM3 26H4V24H3ZM12 26V25H11ZM10 26V27H11ZM21 26H23V25H21ZM37 26H39V24L37 25ZM41 26V25H40ZM49 26V25H48ZM59 25H57L55 28H57ZM71 26V25H70ZM103 26H105V25H103ZM103 26H101V27H103ZM110 26V25H109ZM116 26V25H115ZM125 26V25H124ZM123 26V27H124ZM126 26H127V24H126ZM132 26V25H131ZM169 26H171V25H169ZM227 26V25H226ZM247 26H248V24H247ZM260 25H258V27H259ZM264 26V25H263ZM5 27H6V25H5ZM28 28V30H29V26H27ZM31 27V26H30ZM33 27V26H32ZM31 27V29L33 30V28ZM64 27V26H63ZM62 27V28H63ZM72 27V26H71ZM94 26H92V28H93ZM113 27V26H112ZM123 27H121V28H123ZM130 27V26H129ZM133 27V26H132ZM131 27V28H132ZM138 27H141V26H138ZM145 27V25L143 26V28ZM147 27V26H146ZM220 27H222V26H220ZM223 27H225V26H223ZM228 27V26H227ZM246 27V26H245ZM244 27V28H245ZM254 27V26H253ZM4 28V27H3ZM13 28V27H12ZM15 28H18V27H15ZM22 28V27H21ZM26 28V27H25ZM35 28V27H34ZM38 28V27H37ZM40 28V27H39ZM45 28V27H44ZM51 28V27H50ZM49 27H47L46 29H50ZM59 28V27H58ZM61 28V27H60ZM66 28V27H65ZM103 28H105V27H103ZM114 28V27H113ZM113 28H110V31H111V29H113ZM127 28V27H126ZM134 28H135V26H134ZM214 28V29H215ZM219 27H217L216 29H218ZM228 28H232V26H230V27H228ZM236 28H238V26H236ZM240 28V27H239ZM244 28H243V30H244ZM1 30L0 31H2V28H0ZM6 29H7V27H6ZM19 29H20V27H19ZM30 29V30H31ZM85 29V28H84ZM98 29V28H97ZM116 29V28H115ZM114 29V30H115ZM117 29H120V28H117ZM136 30H137V28H135ZM142 29V28H141ZM220 29V28H219ZM242 29V28H241ZM249 29V28H248ZM248 29L246 30V31H248ZM9 30H10V28H9ZM15 30V29H14ZM21 30V29H20ZM42 30V29H41ZM61 30V29H60ZM63 30V29H62ZM69 30V29H68ZM95 30L96 29H94V33H95ZM100 31H101V28L99 29ZM107 30H108V28H107ZM114 30H113V32H114ZM122 30H124V29H121V31ZM127 30V29H126ZM135 30V31H136ZM138 30H140V29H138ZM229 30V29H228ZM240 30V29H239ZM239 30L237 31L238 33H240L239 32ZM243 30H241V31H243ZM256 30V29H255ZM7 31V30H6ZM13 31V30H12ZM16 31H17V29H16ZM15 31V32H16ZM23 31V30H22ZM43 31H44V29H43ZM42 31V32H43ZM49 31V30H48ZM53 31V30H52ZM65 31H66V29H65ZM64 31V32H65ZM90 31V30H89ZM88 31V32H89ZM93 31V30H92ZM92 31H91V33H92ZM100 31H98V32H100ZM103 31V30H102ZM105 31V30H104ZM103 31V32H104ZM135 31H133V32H135ZM215 31V30H214ZM232 31L233 30H231V34H230V32H227V31H225V28L224 29H221V30H218V32L217 33H215V34H220V36L219 37H221V36H227L228 34L229 35H232ZM236 31V30H235ZM252 31V30H251ZM258 31V30H257ZM3 32H4V30H3ZM3 32H0V33H3ZM14 32V33H15ZM26 32V31H25ZM29 32V31H28ZM31 32V31H30ZM37 32V30L34 32V33H36ZM50 32H51V30H50ZM62 32V31H61ZM68 32V31H67ZM72 32V31H71ZM96 32H97V30H96ZM131 32V31H130ZM10 33H11V30H10ZM13 33V34H14ZM23 33V36L25 35L24 34V32H22ZM33 33V34H34ZM45 33V32H44ZM108 33H110V32H108ZM138 33V32H137ZM137 33L136 34H134V33H132L131 32V34H129V40H136L135 39V37H136V35H137ZM245 33V35H249V32L247 33V32H244ZM247 33V34H246ZM7 33H5L4 35H6ZM47 34V33H46ZM49 34V33H48ZM52 34V33H51ZM56 34H58V33H56ZM59 34H60V32H59ZM58 34V35H59ZM65 34L67 35V33L65 32ZM69 34V33H68ZM233 34H234V32H233ZM236 34V33H235ZM234 34V35H235ZM264 34V33H263ZM18 35V34H17ZM20 35H22L21 33H20ZM32 35V34H31ZM39 35V34H38ZM43 35V34H42ZM41 35V36H42ZM45 35V34H44ZM63 34H61V36H62ZM86 35V34H85ZM91 35V34H90ZM95 35H96V33L94 34V37H95ZM100 35H104V34H101V32H100ZM114 35V34H113ZM117 35V34H116ZM141 35V34H140ZM233 35V36H234ZM262 35V34H261ZM260 35V36H261ZM16 36V33H15V35H14V37ZM23 36H21V37H23ZM28 36V35H27ZM34 36H35V34H34ZM48 36V35H47ZM46 36V37H47ZM50 36V35H49ZM51 36H54L55 37V34L54 35H51ZM73 36V35H72ZM75 36V35H74ZM119 36V35H118ZM123 36V35H122ZM128 36V35H127ZM259 36V35H258ZM263 36V35H262ZM2 37V36H1ZM10 37V36H9ZM13 36H12V34H11V37H10V39L12 38ZM17 37V36H16ZM18 37H20V36H18ZM28 37H31V36H28ZM66 37V36H65ZM101 37V36H100ZM120 37V36H119ZM118 37V38H119ZM138 37V39H139V36H137ZM216 37H217V35H216ZM237 37V36H236ZM249 37H251L250 35H249ZM248 37V38H249ZM5 38V37H4ZM24 38V37H23ZM26 38V37H25ZM35 38H38V37H36L35 36ZM43 38V37H42ZM52 38V37H51ZM57 39H58V37H56ZM72 38V37H71ZM86 38H87V36H86ZM85 38V39H86ZM90 38V37H89ZM89 38H88V40H89ZM93 38V37H92ZM96 38V37H95ZM97 38H99V37H97ZM96 38V39H97ZM104 38V37H103ZM102 38V39H103ZM116 39H117V37H115ZM127 38V37H126ZM125 38V39H126ZM141 38V37H140ZM145 38H147V37H145ZM152 38V39H153ZM223 38V37H222ZM220 39L221 40V42H222V40L223 39ZM233 37L231 36V39H232ZM247 38V37H246ZM15 38H13L12 39V41H16V40H14ZM28 39V38H27ZM26 39V40H27ZM39 39V38H38ZM61 39V38H60ZM60 39H59V41H60ZM95 39V40H96ZM110 39V38H109ZM151 39V40H152ZM154 39V40H155ZM230 39V40H231ZM2 40H4V39H2ZM1 40V41H2ZM21 40V39H20ZM47 40V39H46ZM90 40H91V38H90ZM88 41V42H91V41ZM93 40V39H92ZM99 40H100V38H99ZM113 40V39H112ZM120 40H121V38H120ZM124 40V39H123ZM122 40V41H123ZM141 40V39H140ZM140 40H139V42H140ZM147 40H150V39H147ZM146 40V41H147ZM238 40V39H237ZM245 40V39H244ZM249 40H250V44L251 43H253V42H251L252 40L249 38ZM9 41V40H8ZM25 41V40H24ZM31 41H33V40H31ZM30 41V42H31ZM59 41H58V43H59ZM64 41V40H63ZM74 41V40H73ZM86 41V40H85ZM119 41V40H118ZM127 41V40H126ZM133 41V42H134ZM142 41V40H141ZM145 41V40H144ZM156 41V40H155ZM213 41V40H212ZM224 41V40H223ZM226 41H228V40H226ZM226 41H225V43H226ZM248 41V40H247ZM18 42H19V40H18ZM28 42V41H27ZM34 42V41H33ZM45 42V41H44ZM57 42V41H56ZM65 42V41H64ZM70 42V41H69ZM98 42V41H97ZM104 42V41H103ZM107 42V41H106ZM112 42V41H111ZM110 42V43H111ZM124 43H125V41H123ZM143 42V41H142ZM142 42H141V45H142ZM231 41H229L228 43H230ZM237 42V41H236ZM249 42V41H248ZM2 43H3V41H2ZM2 43H0L1 44V46H2ZM42 43V42H41ZM41 43H39V45L41 44ZM57 43V44H58ZM63 42H61L60 43V45L62 44ZM72 43V42H71ZM76 43V42H75ZM80 43V42H79ZM99 43V42H98ZM114 43V42H113ZM112 43V44H113ZM115 43H117V42H115ZM120 43V42H119ZM128 43H130V42H128ZM132 43V42H131ZM148 43H149V41H148ZM155 43V42H154ZM160 43V42H159ZM212 43H215V42H212ZM240 43V42H239ZM239 43L237 42L236 44H238L239 45ZM5 44V43H4ZM12 44V43H11ZM11 44L9 45V44H7V45H5V47L7 46V47H11V50H13L14 48H15V44H17V43H15V44H13L14 45V47L13 46H11ZM20 44H21V46H23L24 45V43L22 44V43H19V46H18V48L20 49L21 48V46H20ZM26 44V43H25ZM49 44V43H48ZM47 44V45H48ZM64 44V43H63ZM67 44V43H66ZM69 44V43H68ZM93 45H94V43H92ZM96 44V43H95ZM123 44V43H122ZM147 44V43H146ZM150 44H151V42H150ZM216 44V43H215ZM221 44V43H220ZM232 44V43H231ZM230 44V45H231ZM234 44H235V42H234ZM245 44V43H244ZM31 45V43L29 44V46ZM44 45V43L42 44V46ZM92 45V46H93ZM117 45V44H116ZM127 42H126V44H125V46L124 45H121V47H122V50L124 49V48H126L127 47ZM132 45V44H131ZM138 45V44H137ZM140 45V46H141ZM144 45V47L145 46H147V47H151V45H153V43L151 44V45H145V44H143ZM210 45V46H209ZM219 45V44H218ZM222 45H224L223 47H227L229 44H227V46H225V44H221V46ZM4 46V45H3ZM28 46V47H29ZM31 46H33V45H31ZM35 46V45H34ZM33 46V47H34ZM38 46V45H37ZM36 46V47H37ZM41 46V47H42ZM59 46V45H58ZM64 46H66V45H64ZM103 46H105V45H103ZM113 46H115V44L113 45ZM135 46V45H134ZM139 46V45H138ZM138 46H136L137 48H138ZM242 46H243V43H242ZM252 46V45H251ZM251 46H250V48H251ZM254 46V45H253ZM4 47V48H5ZM12 47H13V49H12ZM71 47V46H70ZM96 47H98V46H96ZM107 47H108V45H107ZM118 47H120V46H118ZM143 47V46H142ZM214 47V46H213ZM212 47V48H213ZM230 47V46H229ZM236 47V46H235ZM17 48V49H18ZM23 48V47H22ZM30 48V47H29ZM45 48H47V47H45ZM51 49H52V47H50ZM101 48V47H100ZM109 48H110V46H109ZM116 49H117V47H115ZM217 48V47H216ZM215 48V49H216ZM238 48V47H237ZM242 48V47H241ZM2 50H4L3 48H1ZM0 49V50H1ZM16 49V48H15ZM14 49V50H15ZM58 50H59V48H57ZM72 49V48H71ZM90 49H92V48H90ZM108 49V48H107ZM112 49V48H111ZM110 49V50H111ZM191 49V48H190ZM221 49H224V48H220V50ZM227 49V48H226ZM239 49V48H238ZM252 49H253V47H252ZM258 49V48H257ZM7 50H10V49H7ZM6 50V51H7ZM45 50V49H44ZM61 50V49H60ZM66 50V49H65ZM100 50V49H99ZM105 50V49H104ZM113 50V49H112ZM136 50V49H135ZM192 50V49H191ZM193 50H195V49H193ZM197 50V51H198ZM219 50V49H218ZM230 50H232V49H230ZM229 50V51H230ZM234 50V49H233ZM246 50V49H245ZM20 51V50H19ZM24 51V50H23ZM26 51V50H25ZM25 51H24V53H25ZM34 51H36V50H34ZM40 51H41V49H40ZM48 51H49V49H48ZM53 51H55V50H53ZM71 51V50H70ZM94 51H95V49H94ZM121 51V50H120ZM125 51V50H124ZM127 51V50H126ZM139 51V50H138ZM196 51V52H197ZM202 51V52H203ZM223 51V50H222ZM252 51V50H251ZM256 51V50H255ZM3 53L5 52V51H2ZM1 52V53H2ZM8 52V51H7ZM6 52V53H7ZM10 53H11V51H9ZM15 52V51H14ZM27 52H29V51H27ZM32 52V50L30 51V53ZM68 52V51H67ZM74 52V51H73ZM88 52V51H87ZM91 52H93V51H91ZM96 52V51H95ZM94 52V53H95ZM99 52V51H98ZM98 52L96 53V54H98ZM107 52V51H106ZM106 52H104V53H106ZM108 52H110V51H108ZM107 52V53H108ZM114 52V51H113ZM137 52V51H136ZM140 52V51H139ZM139 52H138V54H139ZM142 52V51H141ZM140 52V53H141ZM191 52V51H190ZM211 52L213 53V51L211 50ZM225 52V51H224ZM227 52V51H226ZM233 52V51H232ZM241 52V51H240ZM244 52V51H243ZM246 52V51H245ZM254 52V51H253ZM256 52H258V51H256ZM263 52V51H262ZM2 53V54H3ZM5 53V54H6ZM13 53V52H12ZM11 53V54H12ZM33 53V52H32ZM48 53V52H47ZM55 53V52H54ZM64 53V52H63ZM63 53H61V54H63ZM66 53V52H65ZM77 53V52H76ZM101 53V52H100ZM111 53V52H110ZM117 53V52H116ZM126 53V52H125ZM143 53H145V49H144V52ZM148 53V52H147ZM193 53V52H192ZM209 53V52H208ZM208 53H207V55H208ZM221 53V51L219 52V54ZM228 53H230V52H228ZM228 53L226 54L225 53V56L222 58V62H223V64H228V66H229V69L231 68L232 70H233V72H234V77H230V78H228V79H226V78H223V76L221 77V80L223 79L224 81H221L222 83H220L219 85V87L221 88V90L223 91L224 90V88L226 89V87L228 88L230 85H234V83L233 82H235V83H238V82H236V80L237 79H239V78H245V73H244V71H242L241 70V68L239 69V66H240V64H242V66L244 67V63H238L239 65L238 66H236L237 64H234L233 63V60H234V58L231 56V55H228ZM255 53V52H254ZM253 53V54H254ZM23 54V53H22ZM35 54H39V53H35ZM58 54V53H57ZM60 54V55H61ZM70 54V53H69ZM72 54H74V53H72ZM90 54V53H89ZM93 54V53H92ZM102 54H103V52H102ZM109 54V53H108ZM118 54V53H117ZM134 54V53H133ZM195 54V53H194ZM210 54V53H209ZM215 54V53H214ZM217 54V53H216ZM223 54V53H222ZM236 54V53H235ZM239 54V53H238ZM242 54V53H241ZM240 54V55H241ZM246 54V53H245ZM252 54V53H251ZM255 54H257V53H255ZM260 51H259V55L258 56H260ZM4 55V54H3ZM7 55V54H6ZM13 55H15V53L13 54ZM19 55V54H18ZM30 55V54H29ZM49 55V54H48ZM60 55H59V57H60ZM74 55H76L77 56V54H74ZM125 55V54H124ZM128 55H129V53H128ZM143 55V54H142ZM148 55H149V53H148ZM196 55V54H195ZM195 55H194V57H195ZM204 55V54H203ZM211 55H213V54H210V56ZM233 55V54H232ZM28 56V55H27ZM34 56V55H33ZM36 56V55H35ZM45 56H47L46 54H45ZM45 56H43V59H44V57ZM52 56H53V54H52ZM66 56H68V55H66ZM72 56V55H71ZM75 56V57H76ZM100 56V55H99ZM102 56V55H101ZM100 56V57H101ZM106 56V55H105ZM108 56V55H107ZM114 56V55H113ZM122 56V55H121ZM131 57L132 56H135V55H130ZM137 56H139V55H137L136 54V58H137ZM147 56V55H146ZM197 56H198V58H199V53L197 52ZM214 56L215 55H213V58H211V60H213L214 59ZM223 56V55H222ZM244 56V55H243ZM254 56V55H253ZM252 56V57H253ZM257 56V57H258ZM6 57V56H5ZM13 57V56H12ZM11 57V58H12ZM15 57V56H14ZM38 57H40V56H38ZM37 57V58H38ZM51 57V56H50ZM48 58V59H51V58ZM57 57V56H56ZM69 57V56H68ZM72 57H74V56H72ZM72 57H71V59H69V60H72ZM99 57V58H100ZM109 57V56H108ZM110 57H112V56H110ZM119 57V56H118ZM123 57V56H122ZM140 57H142L141 55H140ZM144 57V56H143ZM150 57V56H149ZM235 57H236V55H235ZM238 57V56H237ZM246 57L247 58H249L248 57V55L246 54ZM255 57H256V55H255ZM263 57V56H262ZM9 58V57H8ZM24 58V57H23ZM31 58V57H30ZM36 58V57H35ZM36 58V59H37ZM70 58V57H69ZM88 58V57H87ZM104 58V57H103ZM120 58V57H119ZM135 58V57H134ZM144 58H146V57H144ZM148 58V57H147ZM147 58H146V60H147ZM210 58V57H209ZM242 58V57H241ZM245 58V57H244ZM254 58V57H253ZM259 58V57H258ZM3 59V58H2ZM17 59V58H16ZM41 60H42V58H40ZM62 59H64V58H62ZM74 59H76V58H74ZM78 59V58H77ZM90 59V58H89ZM106 59V58H105ZM113 59V58H112ZM141 59V58H140ZM139 59V60H140ZM150 59V58H149ZM199 59H201V58H199ZM219 59V58H218ZM260 59V58H259ZM258 59V60H259ZM8 60V59H7ZM6 60V61H7ZM29 61H30V59H28ZM45 60H47L46 58H45ZM52 60H53V58H52ZM68 60V59H67ZM92 60V59H91ZM90 60V61H91ZM108 60V59H107ZM106 60V61H107ZM110 60V59H109ZM108 60V61H109ZM119 60V59H118ZM128 60V59H127ZM142 60V59H141ZM157 60V61H158ZM198 60V59H197ZM210 60V59H209ZM236 60V59H235ZM238 60V59H237ZM246 60V59H245ZM2 61V60H1ZM11 61V60H10ZM25 61H27V60H25ZM34 59H33V63H34ZM38 61V60H37ZM49 62H50V60H48ZM58 61H64V60H58ZM73 61V60H72ZM97 61V60H96ZM104 61V60H103ZM105 61V62H106ZM110 61H112V60H110ZM120 61V60H119ZM125 61V60H124ZM136 61V60H135ZM144 61H145V59H144ZM151 61V60H150ZM214 61V60H213ZM212 61V62H213ZM217 61V60H216ZM261 61L263 62V60L261 59ZM3 62V61H2ZM2 62H0V63H2ZM14 63H15V61H13ZM39 62V61H38ZM47 62V61H46ZM52 62H55V60L54 61H52ZM99 62V61H98ZM121 62H122V60H121ZM120 62V63H121ZM127 62V61H126ZM130 62H131V60H130ZM130 62H129V64H130ZM149 62V61H148ZM208 62V61H207ZM210 62V61H209ZM220 62V61H219ZM243 62V61H242ZM247 62V61H246ZM261 62V63H262ZM8 63H10V62H8ZM24 63H26L27 64V62H24ZM24 63H23V66H24ZM35 63H37L36 61H35ZM41 63V65H42V62H40ZM45 62H43V64H44ZM67 63V62H66ZM65 63V64H66ZM70 63H71V61H70ZM89 63V62H88ZM97 63V62H96ZM99 63H101V62H99ZM107 64H108V62H106ZM113 63V62H112ZM117 63V62H116ZM145 63V62H144ZM214 63V62H213ZM213 63H211V64H213ZM257 62H255V64H256ZM3 64V63H2ZM17 64H19V63H17ZM25 64V65H26ZM29 64H30V62H29ZM32 64V63H31ZM56 64H58V62H56ZM68 64H69V62H68ZM77 64H78V62H77ZM90 64V63H89ZM88 64V65H89ZM102 65H103V63H101ZM123 64V66H124V63H122ZM136 64V63H135ZM154 64H157L156 62L154 63ZM209 64V63H208ZM210 64V65H211ZM215 64V63H214ZM213 64V65H214ZM217 64V63H216ZM259 64H260V61H259ZM4 65H6V64H4ZM33 65V64H32ZM32 65H31V67H32ZM39 65V64H38ZM54 64H52V66H53ZM59 65V66H58ZM58 65H56L57 67H60L61 65L60 64H58ZM63 65V64H62ZM100 65V64H99ZM105 65V64H104ZM115 65V64H114ZM130 65H132V64H130ZM140 65V64H139ZM142 65V64H141ZM149 65V64H148ZM152 65V64H151ZM161 65H160V67H161ZM207 65V64H206ZM213 65H212V67H213ZM220 65H222L221 63H220ZM252 65H254L253 63H252ZM264 65V64H263ZM9 66V65H8ZM8 66H2L1 68H8ZM14 66H15V64H14ZM27 66V65H26ZM34 67L36 66L37 67V65L35 64V65H33ZM43 66V65H42ZM73 66H75L74 65V63H73ZM97 67H98V65H96ZM119 66V65H118ZM135 66V65H134ZM134 66H132V67H134ZM143 66V65H142ZM145 66V65H144ZM143 66V67H144ZM158 66V65H157ZM204 66V65H203ZM223 66H225V65H223ZM223 66H221V67H223ZM246 66H248L247 64H246ZM257 66H258V64H257ZM20 68L22 67V66H19ZM31 67L28 69L27 67H26V69H28V73H29V70H31L32 72H30V74L29 75H31V73H35V71H37V70H35L34 68H32L31 69ZM68 67V66H67ZM92 67H95L94 65L92 66ZM99 67H101V66H99ZM103 67V66H102ZM108 67V66H107ZM138 67H140V66H138ZM137 67V68H138ZM149 67V66H148ZM152 67V66H151ZM211 67V68H212ZM216 67V66H215ZM253 67H255V66H253ZM259 67V66H258ZM263 67V66H262ZM15 68V67H14ZM18 68V67H17ZM40 68V67H39ZM39 68H38V70H39ZM51 68H53L54 70H55V68L54 67H51ZM72 68V67H71ZM70 68V69H71ZM90 68V67H89ZM105 68V67H104ZM120 68V69H119ZM141 68V67H140ZM147 68V67H146ZM155 68V67H154ZM206 68V67H205ZM204 68V69H205ZM214 68V67H213ZM219 68V67H218ZM224 68V67H223ZM9 69V68H8ZM22 69V68H21ZM23 69H24V67H23ZM25 69V70H26ZM34 69V70H33ZM46 69H47V67H46ZM48 69H49V66H48ZM57 69V71H59L58 70V68H56ZM92 68H90V70H91ZM100 69V68H99ZM135 69V68H134ZM142 69V68H141ZM225 69H226V71H228L227 70V68H224V69H222V72H223V70L225 71ZM243 69V68H242ZM258 70L260 69V67L259 68H257ZM263 69H264V67H263ZM25 70H22V71H25ZM42 70H44V69H42ZM42 70H39V71H42ZM51 70V69H50ZM62 70V68L60 69V71ZM72 70H73V68H72ZM93 70H95V69H92V71ZM98 70V69H97ZM101 70V69H100ZM105 70V69H104ZM143 70H144V68H143ZM216 68H214V70H212L211 72V74L213 75L214 73H216ZM232 70H231V73H233L232 72ZM248 70H250V69H248ZM251 70L254 72V73H256L255 71V69L253 70L252 68H251ZM250 70V71H251ZM260 70H262V68L260 69ZM259 70V71H260ZM19 71V72H18ZM34 71V72H33ZM57 71H56V73H57ZM63 71V70H62ZM65 71V70H64ZM63 71V72H64ZM92 71H91V73H92ZM96 71V70H95ZM106 71V70H105ZM137 71V70H136ZM140 71V70H139ZM205 71V70H204ZM218 71H220V68H219V70ZM251 71V72H252ZM8 72H11V70L10 71H8ZM27 72V71H26ZM90 72V71H89ZM141 72H143V71H141ZM206 72V71H205ZM251 72H250V74H251ZM258 72V71H257ZM3 73V72H2ZM1 73V74H2ZM5 73H7V72H5ZM13 73H15V72H13ZM12 73V74H13ZM17 73H21V71L20 70H17ZM23 73H25V72H23ZM52 73V72H51ZM53 73H55V72H53ZM69 73H70V71H69ZM227 73H229V72H227ZM253 73V74H254ZM27 74V73H26ZM40 74V73H39ZM50 74V73H49ZM61 74V73H60ZM59 74V75H60ZM66 74V73H65ZM72 74V73H71ZM74 74V73H73ZM96 74V73H95ZM99 74V73H98ZM108 74V73H107ZM217 74L218 75H220V74H222V73H218L217 72ZM249 74V73H248ZM264 74V73H263ZM18 75V74H17ZM23 75V74H22ZM29 75H27V76H29ZM44 75V74H43ZM46 75H48V74H46ZM52 75V74H51ZM50 75V76H51ZM54 75V74H53ZM56 75H58V73L56 74ZM58 75V76H59ZM102 75V74H101ZM103 75H104V73H103ZM106 75V74H105ZM110 75V74H109ZM174 75V76H173ZM178 75V74H177ZM176 75V76H177ZM227 75V74H226ZM259 75V74H258ZM262 75V74H261ZM7 76H8V74H7ZM7 76H5V74H4V77L7 79ZM10 76H11V74H10ZM14 76V75H13ZM12 76V77H13ZM15 76H16V73H15ZM14 76V77H15ZM24 76V75H23ZM26 76V75H25ZM24 76V77H25ZM32 76V75H31ZM45 76V75H44ZM43 76V77H44ZM57 76V77H58ZM62 76H63V74H62ZM62 76H59L60 78L62 77ZM66 76V75H65ZM71 75H69V78H70V80L72 79L71 77L73 76H71ZM92 76V75H91ZM93 76H94V74H93ZM176 76H175V78L174 79H176ZM206 76V75H205ZM221 76V75H220ZM220 76H218V77H220ZM225 76V75H224ZM228 76H230V74L228 75ZM231 76H233L232 74H231ZM254 75H252V76H248V78H250V77H253ZM264 76V75H263ZM4 77H2V79L4 78ZM9 77V76H8ZM13 77V78H14ZM19 77H20V74H19ZM18 77V78H19ZM23 77V82H26L27 80H29V79H27L26 81L24 80L25 78ZM42 77V76H41ZM45 77H47V76H45ZM44 77V78H45ZM53 77V76H52ZM77 77V76H76ZM75 77V78H76ZM105 77V76H104ZM199 77V76H198ZM209 77V76H208ZM207 77V78H208ZM255 77V76H254ZM17 78V77H16ZM21 78V77H20ZM29 78V77H28ZM31 78V77H30ZM50 78V77H49ZM59 78V79H60ZM78 78V77H77ZM108 78V77H107ZM205 78V77H204ZM213 78V77H212ZM216 79H217V81H218V78L217 77H215ZM15 79V78H14ZM58 79V80H59ZM61 79H63V78H61ZM60 79V80H61ZM65 79V78H64ZM66 79H67V77H66ZM93 79V78H92ZM94 79H95V77H94ZM99 79V78H98ZM103 79V78H102ZM181 79V78H180ZM196 79V78H195ZM206 79V78H205ZM204 79V80H205ZM253 79V78H252ZM258 79H260V78H258ZM8 80V79H7ZM10 80V79H9ZM16 80V79H15ZM20 80H22V78L20 79ZM32 80V79H31ZM45 80V79H44ZM48 80V79H47ZM52 80V79H51ZM73 80H74V77H73ZM81 80V79H80ZM83 80V79H82ZM97 80V79H96ZM198 80V79H197ZM209 80V79H208ZM250 80V79H249ZM249 80H248V82H249ZM253 80H255V79H253ZM261 80V79H260ZM42 81H43V79H42ZM49 81V80H48ZM47 81V82H48ZM54 81V80H53ZM52 81V82H53ZM57 81V79L54 81V82H56ZM78 81V80H77ZM76 81V82H77ZM90 81V80H89ZM169 81V80H168ZM199 81V80H198ZM206 81V80H205ZM238 81V80H237ZM244 81V80H243ZM246 81H247V78H246ZM259 81V80H258ZM262 81V80H261ZM1 82V81H0ZM3 82V81H2ZM4 82H5V79H4ZM7 82V81H6ZM5 82V83H6ZM12 82L14 83V85L15 84H18V83H15L14 81H13V79H12ZM17 82H20V81H18L17 80ZM30 82V81H29ZM96 82V81H95ZM106 82V83H107ZM171 82V81H170ZM188 82V83H189ZM210 82H211V80H210ZM241 82V81H240ZM239 82V83H240ZM263 82V81H262ZM261 82V83H262ZM9 83V82H8ZM26 83H28V82H26ZM61 83V82H60ZM63 83V82H62ZM66 83V82H65ZM65 83H63V84H65ZM75 82H73V84H74ZM79 83V82H78ZM103 83V82H102ZM165 83H167V80H166V82ZM164 83V84H165ZM169 83V82H168ZM172 83H173V81H172ZM182 83V82H181ZM186 83V82H185ZM187 83V84H188ZM198 84H199V82H197ZM197 83H194V84H197ZM243 83H245V81L243 82ZM250 83V82H249ZM257 83V82H256ZM3 84V83H2ZM47 84V83H46ZM51 84V83H50ZM55 84V83H54ZM63 84H61V85H63ZM68 84V83H67ZM193 84V85H194ZM204 84V83H203ZM209 84V83H208ZM240 84H242V83H240ZM245 84H248V83H245ZM253 84V83H252ZM264 84V83H263ZM6 85V84H5ZM8 85V84H7ZM10 85H11V83H10ZM24 85H26V84H24ZM40 85V84H39ZM56 85H59V84H56ZM72 85V84H71ZM103 85H104V83H103ZM107 85V84H106ZM135 85V84H134ZM173 84H171V89H172V86ZM178 86L180 85L179 83L177 84ZM213 85H215V84H213ZM237 85V84H236ZM243 85V84H242ZM251 85V84H250ZM254 85V84H253ZM21 86V85H20ZM45 86V85H44ZM76 86V85H75ZM81 86V85H80ZM165 86V85H164ZM182 86H184V84L182 85ZM185 86H187L186 84H185ZM189 86V85H188ZM188 86L186 87L187 88V90H188ZM195 86V85H194ZM193 86V87H194ZM198 86V85H197ZM200 87H202L201 85H199ZM210 86V85H209ZM259 86V85H258ZM3 87V86H2ZM8 87V86H7ZM11 87V86H10ZM9 87V88H10ZM14 87V86H13ZM22 87V86H21ZM20 87V88H21ZM27 87V85L25 86V88ZM56 88L58 87V86H55ZM66 87H68V86H65L64 88H66ZM70 87H72V86H70ZM74 87V86H73ZM78 87H79V85H78ZM134 88H135V86H133ZM132 87V88H133ZM166 87V86H165ZM167 87H168V85H167ZM166 87V88H167ZM206 87V86H205ZM214 87V86H213ZM232 87V86H231ZM242 88L244 87V86H241ZM240 87V88H241ZM250 87V86H249ZM251 87H254V86H252L251 85ZM263 87V86H262ZM15 88V87H14ZM20 88L18 87V90L21 92V90H20ZM23 88V87H22ZM60 88H63V87H60ZM133 88V89H134ZM136 88H137V86H136ZM169 88V87H168ZM181 88V87H180ZM186 88H184V89H186ZM212 88V87H211ZM215 88H217V87H215ZM233 88V87H232ZM231 88V89H232ZM248 88V87H247ZM256 88V87H255ZM6 89V88H5ZM51 89V88H50ZM59 89V88H58ZM80 89H82V88H80ZM86 89V88H85ZM98 89V88H97ZM117 89V88H116ZM131 89V88H130ZM138 91H139V93L137 94V96H132V95H130L129 96V94L126 96V97H130L129 98V102H130V104H134L135 103V100L138 102V99L142 96L143 97V95H142V92H143V90L144 89H140L139 87H138ZM147 89V88H146ZM196 89V88H195ZM245 89V88H244ZM243 89V90H244ZM251 89V88H250ZM262 89V88H261ZM264 89V88H263ZM262 89V90H263ZM23 90H25V89H23ZM62 90V89H61ZM68 90V88L66 89V91ZM71 90H74V89H71ZM75 90H76V88H75ZM87 90V89H86ZM137 90V89H136ZM141 90V91H140ZM178 90V89H177ZM190 90H193L194 92H195V90L193 89V88H191L190 87ZM202 90V89H201ZM230 90V89H229ZM229 90H227V91H229ZM247 90V89H246ZM252 90V89H251ZM250 90V91H251ZM259 89H257V91H258ZM10 91H11V89H10ZM15 93H16V88H15ZM14 91H12L11 92V94L10 95H12V93H14ZM47 91H48V89H47ZM200 91V90H199ZM203 91V90H202ZM215 91V90H214ZM224 91H226V90H224ZM223 91V92H224ZM256 91V90H255ZM23 92V91H22ZM21 92V93H22ZM26 92V91H25ZM50 92V91H49ZM49 92H47V93H49ZM58 92V91H57ZM76 92V91H75ZM89 92V91H88ZM91 92H93V91H91ZM117 92H119V91H117ZM132 92V91H131ZM135 92V91H134ZM149 92V91H148ZM153 92V91H152ZM151 92V93H152ZM188 92H189V90H188ZM201 92V91H200ZM213 92V91H212ZM217 92V91H216ZM220 94H221V92H220V89H219V91H218ZM232 92V91H231ZM243 92H245V91H243ZM246 92H248V91H246ZM9 93V92H8ZM66 93H68V92H65V94ZM69 93H70V91H69ZM72 93V92H71ZM85 93H87V92H84V91H81L80 90V92L78 93L80 96H82V95H85ZM97 93V92H96ZM95 93V94H96ZM102 93V92H101ZM136 93H137V91H136ZM136 93H134L133 95H135ZM172 93H174V92H172ZM191 93H193V92H191ZM215 93V92H214ZM233 93H234V91H233ZM236 93V92H235ZM258 93V92H257ZM38 94V93H37ZM53 93L51 92V95H52ZM54 94H55V92H54ZM53 94V95H54ZM93 94V93H92ZM111 94V93H110ZM115 94V93H114ZM120 94V93H119ZM122 94H121V96H122ZM158 94H160V93H158ZM166 94V93H165ZM164 94V95H165ZM189 94V93H188ZM195 94H198V93H195ZM204 94V93H203ZM224 94V93H223ZM227 94V93H226ZM226 94H225V96H226ZM238 94V93H237ZM256 94V93H255ZM6 95V94H5ZM10 95H8L7 97H9ZM15 95V94H14ZM16 95H18V94H16ZM20 95V94H19ZM26 95H29V94H26ZM47 95V94H46ZM68 94H66V96H67ZM75 95V94H74ZM89 95V94H88ZM116 95H118V94H116ZM115 95V96H116ZM145 95V94H144ZM163 95V94H162ZM163 95V96H164ZM171 94H169V96H170ZM173 95V94H172ZM171 95V96H172ZM201 95V94H200ZM214 95V94H213ZM216 95V94H215ZM254 95V94H253ZM262 95H264V94H262ZM0 96H3V94L2 95H0ZM25 96V95H24ZM23 96V97H24ZM33 96V95H32ZM35 96V95H34ZM48 96V95H47ZM54 96H57L56 94L54 95ZM73 96V95H72ZM77 96V95H76ZM98 96V95H97ZM103 96V95H102ZM104 96H106V95H104ZM157 96V95H156ZM167 95H165V97H166ZM174 96H176V93L174 94ZM180 96H181V94H180ZM183 96V95H182ZM185 96V95H184ZM191 96H192V94H191ZM234 96V95H233ZM233 96H231V97H233ZM261 96V95H260ZM4 97H6V96H4ZM17 97V96H16ZM26 97V96H25ZM61 97V96H60ZM86 97V96H85ZM89 97V96H88ZM100 97V96H99ZM117 97V96H116ZM147 96L145 95V98H146ZM150 97V96H149ZM148 97V98H149ZM158 97V96H157ZM160 97L162 98V96H161V94H160ZM164 97V98H165ZM173 97V96H172ZM179 97V96H178ZM189 97H190V95H189ZM193 97V96H192ZM197 97V96H196ZM202 97V96H201ZM217 97H218V95H217ZM219 97H221V95L219 96ZM222 97H224V96H222ZM229 97V96H228ZM236 97V96H235ZM237 97H238V95H237ZM241 97V96H240ZM251 97V96H250ZM10 98V97H9ZM11 98H13V97H11ZM11 98H10V100H11ZM15 98V97H14ZM22 98V97H21ZM27 98H28V96H27ZM31 98V97H30ZM65 98H67V97H65ZM64 98V99H65ZM80 98V97H79ZM94 98V97H93ZM98 97H95V100L97 99ZM144 98V99H145ZM151 98V97H150ZM164 98H162V99H164ZM174 98V97H173ZM180 98V97H179ZM194 100H191V101H194V102H197L198 100H201V99H199V95H198V100H196V98H195V95H194ZM234 98V97H233ZM246 98V97H245ZM251 98H253V96L251 97ZM0 99H2V97L0 98ZM6 99V98H5ZM4 99V100H5ZM24 99V98H23ZM22 99V100H23ZM73 99H74V97H73ZM91 99V98H90ZM117 99V98H116ZM122 99V98H121ZM125 99V98H124ZM147 99V98H146ZM160 99V98H159ZM161 99V100H162ZM168 99V98H167ZM185 99V98H184ZM210 99V98H209ZM216 99V98H215ZM220 99V98H219ZM237 99H239V98H237ZM248 99V98H247ZM264 99V98H263ZM7 100V99H6ZM5 100V101H6ZM19 100V99H18ZM70 100H72V98L70 99ZM79 100V99H78ZM113 100H114V98H113ZM127 100V99H126ZM150 100V99H149ZM155 100V99H154ZM160 100V102H162ZM170 100V99H169ZM172 100V99H171ZM170 100V101H171ZM176 100H178V99H176ZM187 100V99H186ZM205 100V99H204ZM203 100V101H204ZM211 100H212V97H211ZM210 100V101H211ZM222 100H223V98H222ZM225 100V99H224ZM223 100V101H224ZM236 100V99H235ZM240 100V99H239ZM243 100V99H242ZM1 101V100H0ZM13 101H14V99H13ZM17 101V100H16ZM15 101V102H16ZM25 101V100H24ZM27 101V100H26ZM46 101V100H45ZM66 101V100H65ZM75 101V100H74ZM81 101V100H80ZM83 101V100H82ZM81 101V102H82ZM88 101H90L89 99H88ZM96 101H98V100H96ZM124 101V100H123ZM142 101V100H141ZM168 101V100H167ZM182 101V100H181ZM184 101V100H183ZM202 101V100H201ZM213 101H215V100H213ZM223 101H222V103H223ZM227 101H228V99H227ZM237 101V100H236ZM235 101V102H236ZM247 101V100H246ZM14 102V103H15ZM18 102V101H17ZM22 102V101H21ZM86 102V101H85ZM99 102V101H98ZM117 102H119V101H117ZM121 102V101H120ZM137 102H136V104H137ZM144 102V101H143ZM166 102V101H165ZM164 102V103H165ZM174 102H175V100H174ZM186 102V101H185ZM189 102V101H188ZM200 102V101H199ZM207 102V101H206ZM219 102V101H218ZM243 102H245V101H243ZM249 101H247V104H249L248 103ZM255 102V101H254ZM253 102V103H254ZM257 102V101H256ZM2 103V102H1ZM8 103V102H7ZM6 103V104H7ZM10 103V102H9ZM19 103V102H18ZM17 103V104H18ZM31 103V102H30ZM116 103V102H115ZM138 103H140V102H138ZM145 103H147V101L145 102ZM158 103V102H157ZM191 103V102H190ZM203 103V102H202ZM201 103V104H202ZM213 103V102H212ZM211 103V104H212ZM221 102L219 103V104H222ZM250 103H252V102H250ZM252 103V104H253ZM12 104V103H11ZM64 104V103H63ZM70 104V103H69ZM72 104V103H71ZM76 104H77V102H76ZM92 104V103H91ZM95 104V103H94ZM122 104V103H121ZM124 104H126V103H124ZM123 104V105H124ZM141 104V103H140ZM151 104V103H150ZM169 102H168V106H169ZM176 104H179L178 102H176ZM186 104V103H185ZM236 104V103H235ZM239 104H240V101H239ZM243 104V103H242ZM241 104V105H242ZM245 104H246V102H245ZM262 104H264V103H262ZM14 105V104H13ZM12 105V106H13ZM16 105V104H15ZM14 105V106H15ZM20 105V104H19ZM30 105V104H29ZM74 105H75V103H74ZM79 105V104H78ZM77 105V106H78ZM82 105V104H81ZM87 104H85V106H86ZM90 105V104H89ZM138 106H139V104H137ZM145 105V104H144ZM152 105V104H151ZM156 105V104H155ZM189 105V104H188ZM194 105V104H193ZM207 105V104H206ZM216 105V104H215ZM3 105H1V107H2ZM5 107L7 106L8 107V109L7 108H5V109H7V110H10L11 112H12V110H13V108L11 107H9L8 106V104L7 105H4ZM55 106V105H54ZM172 106H174L173 105V102H172ZM191 106V105H190ZM194 106H196V105H194ZM200 106V105H199ZM203 106V105H202ZM218 106H221V105H218ZM248 106V105H247ZM257 106V105H256ZM25 107V106H24ZM46 107V106H45ZM59 107V106H58ZM66 107V106H65ZM64 107V108H65ZM82 107V106H81ZM93 107V106H92ZM110 107V106H109ZM126 107V106H125ZM135 107V106H134ZM133 107V108H134ZM154 107V106H153ZM158 106H156V108H157ZM210 107V106H209ZM212 107H214V106H212ZM217 107V106H216ZM224 111H223V114L224 115H222L223 116V121H222V123H223V125H224V127H223V129L225 130V132L224 133H227L229 136H230V138H231V141L229 142V141H227L226 143H224L223 141L225 140H223L222 142H223V145L222 146H220L221 147V149H222V152L223 151H227V152H225V153H219V154H222V155H220V156H217V157H215L216 159V161L214 162L215 164V166L216 167H224L225 165H227L229 162H231L230 161V156H229V154H230V152H232V150H234V152H236L235 151V149H239V150H241L242 148H245V149H242V151H243V155L241 154V156H244V158L246 157V155H248V154H246V151H247V147H249V145H250V139H249V135H248V133H254L253 131H249V132H247V129L245 130V126H244V124L247 122V121H252V119H253V114L251 115V116H246V117H244V118H242V117H240V115L239 116H237V111L238 110H236L237 108L234 106V103H233V101H232V103L231 102H225L224 101ZM244 107V106H243ZM253 107V106H252ZM258 107V106H257ZM256 107V108H257ZM17 108V107H16ZM18 108H20V110H22L21 109V107H18ZM27 108V107H26ZM25 108V109H26ZM117 108V107H116ZM126 108H128V107H126ZM137 108V107H136ZM141 108V107H140ZM145 108V107H144ZM148 108H150V107H148ZM165 108H167V107H165ZM179 108H180V106H179ZM185 109H186V106L184 107ZM183 108V109H184ZM196 108V107H195ZM202 108V107H201ZM207 108V107H206ZM219 108H221V107H219ZM240 108V107H239ZM247 108V107H246ZM248 108H249V106H248ZM247 108V109H248ZM254 108H255V106H254ZM260 108V107H259ZM48 109H50V108H48ZM55 109V108H54ZM58 109V108H57ZM70 109V108H69ZM87 109H89V108H87ZM113 109V108H112ZM124 109V108H123ZM130 109V108H129ZM135 109V108H134ZM133 109V110H134ZM147 109V108H146ZM145 109V110H146ZM158 110L160 109V108H157ZM156 109V110H157ZM168 109V108H167ZM170 109V108H169ZM189 109L190 110H192L190 107H189ZM200 109V108H199ZM214 109H218V108H214ZM243 109V108H242ZM263 109V108H262ZM4 110V109H3ZM16 109H14V111H15ZM53 110V109H52ZM63 110V109H62ZM62 110H59V111H62ZM115 110V109H114ZM132 109H131V112L130 111H128V112H130V117L131 116H133V118L135 117L136 118V120H135V123H132V124H135L136 126H138L139 125V121L137 120V118L139 117L138 116V113H139V111H135L137 114H135L134 113V111H133ZM137 110V109H136ZM138 110H140V109H138ZM150 110V109H149ZM152 110V109H151ZM161 110V109H160ZM181 110V109H180ZM190 110H187V112H188V114L190 113ZM201 110V109H200ZM203 110H204V108H203ZM203 110H201V111H203ZM207 110V109H206ZM219 110V109H218ZM240 110H241V108H240ZM2 111V110H1ZM25 111V110H24ZM49 111V110H48ZM83 111H85L84 109H83ZM97 111V110H96ZM116 111H117V109H116ZM126 111V110H125ZM125 111H123V112H125ZM142 111V110H141ZM168 111V110H167ZM167 111H166V113H167ZM169 111H172V110H169ZM182 111V110H181ZM193 111V110H192ZM211 111V110H210ZM250 111V110H249ZM9 112V111H8ZM16 112L17 111H15V114H16ZM50 112V111H49ZM48 112V113H49ZM54 112H55V110H54ZM56 112H57V110H56ZM91 112V111H90ZM89 112V113H90ZM122 112V111H121ZM122 112V113H123ZM151 111H149V113H150ZM165 112V111H164ZM163 112V113H164ZM173 112V111H172ZM194 112V111H193ZM216 112V111H215ZM239 112V111H238ZM242 112V111H241ZM240 112V113H241ZM247 112V111H246ZM253 112V111H252ZM19 113V112H18ZM66 113V112H65ZM69 113V112H68ZM82 113V112H81ZM88 113V114H89ZM98 113V112H97ZM121 113V114H122ZM143 114H144V110H143V112H142ZM148 113V114H149ZM153 113V112H152ZM185 113V112H184ZM196 113H197V111H196ZM249 113V112H248ZM257 113V112H256ZM260 113V112H259ZM263 113V112H262ZM261 113V114H262ZM6 114H9V113H7L6 112ZM6 114H4V113H2V115H6ZM11 114H13V115H15L14 113H11ZM21 114H22V111H21ZM23 114H25L24 112H23ZM56 114V113H55ZM75 114V113H74ZM83 114V113H82ZM93 114V113H92ZM114 114V113H113ZM117 114L119 115L120 114V112H117ZM116 114V115H117ZM124 114V113H123ZM122 114V115H123ZM169 114V113H168ZM176 114V113H175ZM180 114H183V113H180ZM190 114H192V113H190ZM204 114V113H203ZM212 114V113H211ZM221 113H219V115H220ZM244 114V113H243ZM246 114V113H245ZM250 114V113H249ZM255 114V113H254ZM2 115H0L1 117H4V116H2ZM20 115V114H19ZM27 115V114H26ZM60 115V114H59ZM63 115V114H62ZM65 115V114H64ZM80 115V114H79ZM85 115H87V114H85ZM107 115V114H106ZM126 115V114H125ZM140 115V114H139ZM153 115V114H152ZM156 115V114H155ZM154 115V116H155ZM164 115V114H163ZM201 115V114H200ZM217 115H218V113H217ZM258 115V114H257ZM33 116V115H32ZM55 116V115H54ZM78 116V115H77ZM83 116V115H82ZM95 116V115H94ZM93 116V117H94ZM114 116H115V114H114ZM113 116V117H114ZM127 116V115H126ZM142 116V115H141ZM160 116H161V111H160ZM185 116H187V115H185ZM194 116H196V115H194ZM254 116H256V114L254 115ZM260 116V115H259ZM10 117V116H9ZM42 117V116H41ZM50 117V116H49ZM57 117V116H56ZM61 117V116H60ZM68 117V116H67ZM87 117H89V116H87ZM86 117V118H87ZM92 117V118H93ZM118 117V116H117ZM123 117V116H122ZM170 117V116H169ZM168 117V118H169ZM199 117V116H198ZM213 117V116H212ZM218 117H220V116H218ZM258 117V116H257ZM5 118H7L8 119V116L7 117H5ZM17 118V117H16ZM21 118V117H20ZM32 118V117H31ZM59 118V117H58ZM71 118H72V116H71ZM78 118V117H77ZM77 118H76V120H77ZM85 118V120H87ZM91 118V119H92ZM95 118V117H94ZM97 118V117H96ZM115 118V117H114ZM113 118V119H114ZM120 118V117H119ZM149 118V117H148ZM147 118V119H148ZM152 118H155V117H153L152 116ZM157 118V117H156ZM155 118V119H156ZM162 118H163V116H162ZM175 118V117H174ZM201 118V117H200ZM207 118V117H206ZM211 118V117H210ZM215 118V117H214ZM261 118V117H260ZM259 118V119H260ZM36 119V118H35ZM50 119H52V118H50ZM49 119V120H50ZM55 119V118H54ZM53 119V120H54ZM63 119V122H64V117L62 118ZM116 119V118H115ZM128 119H129V117H128ZM128 119H126V120H128ZM145 119H146V117H145ZM144 119V120H145ZM167 119V118H166ZM173 118H171V120H172ZM183 119V118H182ZM203 119V118H202ZM212 119V118H211ZM219 119H221V118H219ZM1 120V119H0ZM10 120V119H9ZM30 120V119H29ZM28 120V121H29ZM48 120V121H49ZM61 120V119H60ZM72 120V119H71ZM73 120H75V119H73ZM75 120V121H76ZM80 120H81V117H80ZM79 120V122H81ZM84 120V119H83ZM90 120V119H89ZM89 120H88V122H89ZM118 120V119H117ZM122 120H124V119H122ZM125 120V121H126ZM130 121L132 120V118H130L129 119ZM162 120V119H161ZM184 121H188L189 122V120H187V118H186V120L185 119H183ZM191 120V119H190ZM194 120L196 121L197 120V118H194ZM254 120V119H253ZM262 120H263V118H262ZM6 121V120H5ZM4 121V122H5ZM31 121H32V119H31ZM30 121V122H31ZM35 121V120H34ZM107 121V120H106ZM110 121V120H109ZM142 121V120H141ZM149 121V120H148ZM152 121V120H151ZM157 121H159V120H157ZM221 121V120H220ZM256 123H258L257 121H256V118H255V120H254ZM261 121V120H260ZM18 122V121H17ZM26 122V121H25ZM36 122V121H35ZM46 122V121H45ZM70 122V121H69ZM85 122V121H84ZM92 122V121H91ZM114 122V121H113ZM152 122H154V121H152ZM166 122V121H165ZM169 122V121H168ZM165 123V124H169V123ZM181 122H182V120H181ZM197 122H198V120H197ZM197 122H195V123H197ZM200 122V121H199ZM202 122V121H201ZM211 122V121H210ZM219 122V121H218ZM19 123V122H18ZM24 122H22V124H23ZM32 123V122H31ZM51 123H53V122H51ZM59 123V122H58ZM62 123V122H61ZM87 123V122H86ZM93 123V122H92ZM128 123V121L126 122V124ZM157 123H159V122H157ZM156 123V124H157ZM161 123H163V122H161ZM160 123V124H161ZM184 123V122H183ZM192 123V122H191ZM214 123H216V122H214ZM220 123V122H219ZM256 123H254V124H256ZM5 124V123H4ZM25 124H27V123H25ZM45 124V123H44ZM48 124V123H47ZM49 124H50V122H49ZM55 124V123H54ZM64 124H66V122L64 123ZM64 124H62V125H64ZM68 124H70V123H68ZM75 124V123H74ZM82 124V123H81ZM90 124V123H89ZM94 124V123H93ZM99 124V123H98ZM98 124H96L95 126H97ZM117 124V123H116ZM119 124H120V122H119ZM125 124V123H124ZM123 124V125H124ZM141 124H142V122H141ZM198 124V123H197ZM262 124V123H261ZM2 125V124H1ZM7 125V124H6ZM21 125V124H20ZM24 125V124H23ZM38 125V124H37ZM83 126H84V123L82 124ZM104 125V124H103ZM122 125V126H123ZM135 125H133L132 126V128L135 126ZM162 125V124H161ZM164 125V124H163ZM183 125V124H182ZM191 125V124H190ZM216 125V124H215ZM220 125H222V124H220ZM5 126V125H4ZM8 126V125H7ZM26 126V125H25ZM28 126H32L33 127V124L32 125H27V128L26 127H24V129L26 128V129H28L29 127ZM39 126V125H38ZM47 126V125H46ZM45 126V127H46ZM50 126H52V125H50ZM71 126H72V124H71ZM74 126V125H73ZM89 126V125H88ZM94 126V127H95ZM105 126V125H104ZM145 126V125H144ZM157 126V125H156ZM184 126V125H183ZM187 126H188V124H187ZM192 126V125H191ZM206 126H209V125H206ZM214 126V125H213ZM218 126V125H217ZM244 126V127H243ZM248 126V125H247ZM6 127V126H5ZM18 127V126H17ZM54 127V126H53ZM59 126L57 125V127L56 128H54L55 130V132L53 133L55 136H57L56 138H58V140H59V142L60 143H65L66 142V138L62 135V134H64V133H62V134H60V129L58 128ZM91 127V126H90ZM97 127H99V126H97ZM96 127V128H97ZM129 127H131V124H130V126ZM152 128L154 127V126H151ZM150 127V128H151ZM186 127V126H185ZM185 127H182V129H184ZM194 127V126H193ZM192 127V128H193ZM257 127V126H256ZM259 127V126H258ZM263 127H264V124H263ZM1 128V127H0ZM7 128H9V127H6V129ZM11 128H13V127H11ZM19 128V127H18ZM20 128H22L21 126H20ZM48 128V127H47ZM61 129L63 128V127H60ZM64 128H65V126H64ZM63 128V129H64ZM69 128V127H68ZM71 128V127H70ZM74 128V127H73ZM76 128V127H75ZM78 128H79V126H78ZM92 128V127H91ZM90 128V129H91ZM124 128V127H123ZM137 128V127H136ZM140 128V127H139ZM150 128H149V130H150ZM156 128V127H155ZM158 128H159V126H158ZM167 128V127H166ZM166 128H163V129H166ZM171 128V127H170ZM174 128H175V126H174ZM211 128V127H210ZM215 128V127H214ZM250 128H252V126L250 127ZM2 129V128H1ZM80 129H82V126H81V128ZM87 129V128H86ZM88 129H89V127H88ZM89 129V130H90ZM95 129V128H94ZM93 129V130H94ZM106 129V128H105ZM104 129V130H105ZM133 129H135V127L133 128ZM143 129V128H142ZM147 129V128H146ZM154 129V128H153ZM162 128L161 129H159L160 131H158L157 130V132L155 133V135L154 134H152L151 132H149L148 131V133L146 134V138H147V140H150V139H154V141H155V143H158V145H159V143L160 142H158V141H161V139H162V137H164V134H163V130ZM177 130H178V128H176ZM181 129V128H180ZM186 129V128H185ZM209 129V128H208ZM212 129V128H211ZM219 129H220V127H219ZM222 129V128H221ZM255 129V128H254ZM257 129V128H256ZM263 129V128H262ZM18 130V129H17ZM16 129H15V131H17ZM31 130V129H30ZM35 130H37V129H35ZM47 130V129H46ZM66 130V129H65ZM68 130V129H67ZM66 130V131H67ZM82 130H84V129H82ZM102 130V129H101ZM117 130V129H116ZM144 130V129H143ZM148 130V129H147ZM169 130H171V129H169ZM210 130V129H209ZM215 130V129H214ZM253 130V129H252ZM2 130H0V132H1ZM7 131V130H6ZM19 131H20V129H19ZM44 131V130H43ZM52 131V130H51ZM62 131V130H61ZM92 131V130H91ZM96 131V130H95ZM140 131V130H139ZM184 131V130H183ZM194 131V130H193ZM221 131V130H220ZM255 131V130H254ZM261 131H264V130H261ZM5 132V131H4ZM22 132H23V130L21 131V133L20 134H22ZM26 132V131H25ZM28 132V131H27ZM40 132V131H39ZM48 132V131H47ZM65 132V131H64ZM69 132V131H68ZM76 132V131H75ZM74 132V133H75ZM99 132V131H98ZM97 132V133H98ZM132 132V131H131ZM167 132H169L170 133V131H167ZM178 132V131H177ZM176 132V133H177ZM195 132V131H194ZM206 132V131H205ZM207 132H209V131H207ZM1 133H3V132H1ZM0 133V138L2 137V134ZM34 133V132H33ZM46 133V132H45ZM67 133V132H66ZM70 133H71V131H70ZM77 133V132H76ZM80 133V132H79ZM91 133H94L95 134V132H91ZM100 133V132H99ZM120 133V132H119ZM138 133V132H137ZM146 133V132H145ZM166 133V132H165ZM174 133V132H173ZM179 133H181V131H179ZM178 133V134H179ZM183 133H185V132H183ZM187 133H189V131H187ZM202 133V132H201ZM214 133V132H213ZM218 133V132H217ZM223 133V134H224ZM262 133V132H261ZM3 134H5V133H3ZM42 134V133H41ZM40 134V135H41ZM81 134H82V132H81ZM83 134H85L84 132H83ZM87 134H88V132H87ZM123 134V133H122ZM126 134H128V133H126ZM129 134H131V133H129ZM132 134H134V133H132ZM189 134H191V133H189ZM203 134V133H202ZM220 134V133H219ZM222 134V133H221ZM43 135V134H42ZM50 135V134H49ZM53 135V136H54ZM68 135H70V134H68ZM77 135V134H76ZM79 135V134H78ZM105 135H107V134H105ZM125 135V134H124ZM136 135H138V134H136ZM144 136H145V134H143ZM167 135V134H166ZM176 135V134H175ZM181 135H183L182 133H181ZM186 135V134H185ZM184 135V136H185ZM194 135V134H193ZM208 135H209V133H208ZM210 135H211V133H210ZM225 135V134H224ZM227 135V136H228ZM253 135H255V134H253ZM256 135H257V133H256ZM255 135V136H256ZM259 135H260V133H259ZM263 135H264V132H263ZM262 135V136H263ZM22 136V135H21ZM79 136H81V135H79ZM88 136V135H87ZM91 136V135H90ZM127 136V135H126ZM131 136V135H130ZM134 137H135V134L133 135ZM139 136V135H138ZM177 136V135H176ZM183 136V137H184ZM212 136V135H211ZM215 136V135H214ZM249 136V137H248ZM9 137V136H8ZM12 137V136H11ZM24 137V136H23ZM70 136H68V138H69ZM76 137V136H75ZM78 137V136H77ZM76 137V138H77ZM178 138L180 137L179 135L177 136ZM188 137V136H187ZM192 137H194V136H192ZM190 138V139H194V138ZM264 137V136H263ZM17 138V137H16ZM42 138H46V137H42ZM51 138H53L52 136H51ZM51 138H49V140L50 141H48V144H49V142H51ZM85 138V137H84ZM100 138V137H99ZM105 138V137H104ZM137 138V137H136ZM166 138V137H165ZM210 138V137H209ZM220 138V137H219ZM254 138V137H253ZM2 139H3V137H2ZM80 139V138H79ZM93 139V138H92ZM95 139H97V138H95ZM122 139V138H121ZM182 139V138H181ZM185 139H186V137H185ZM189 139V140H190ZM212 139V138H211ZM210 139V140H211ZM229 139V138H228ZM257 139V138H256ZM13 141H14V139H12ZM47 139H45V141H46ZM73 140V139H72ZM76 140V139H75ZM81 140H83V138L81 139ZM94 140V139H93ZM129 140V139H128ZM134 140H135V138H134ZM183 140V139H182ZM215 140H216V138H215ZM214 140V141H215ZM244 141V142H240V141ZM255 140V139H254ZM253 140V141H254ZM263 140V139H262ZM5 141H7V138H6V140ZM5 141H3V142H5ZM44 141V142H45ZM68 141H69V139H68ZM80 141V140H79ZM98 141H101V140H97V142ZM103 141H104V139H103ZM125 141V140H124ZM132 141V140H131ZM145 141V140H144ZM152 141V140H151ZM163 141V140H162ZM194 141H196V140H194ZM218 141H219V139H218ZM1 142V141H0ZM3 142H1L0 143V147L3 145H5ZM25 142V141H24ZM38 142V141H37ZM54 142V140L52 141V143ZM58 142V143H59ZM86 142V141H85ZM126 142V141H125ZM146 142V141H145ZM149 142V141H148ZM184 142V141H183ZM193 142V141H192ZM191 142V143H192ZM200 142H201V140H200ZM203 142V141H202ZM207 142V141H206ZM252 142V141H251ZM12 143V142H11ZM20 143V142H19ZM23 143V142H22ZM21 143V144H22ZM32 143V142H31ZM57 143V144H58ZM62 143V144H63ZM76 143V142H75ZM74 143V144H75ZM94 143V142H93ZM104 143H105V141H104ZM110 143V142H109ZM134 142L132 141V144H133ZM152 143H154V142H152ZM197 143V142H196ZM195 143V144H196ZM204 143V142H203ZM217 143V142H216ZM257 143V142H256ZM8 144V143H7ZM17 144V143H16ZM45 144V143H44ZM56 144V143H55ZM61 144V145H62ZM65 144H67V142L65 143ZM90 144V143H89ZM92 144V143H91ZM96 144V143H95ZM99 144H100V142H99ZM128 144V143H127ZM140 144V143H139ZM142 144V143H141ZM180 144V143H179ZM190 144V143H189ZM217 144H220V143H217ZM216 144V145H217ZM251 144H253V143H251ZM255 144V143H254ZM11 145V144H10ZM9 144H8V146H10ZM13 145H14V143H13ZM20 145V144H19ZM18 145V146H19ZM24 145H25V143H24ZM27 145V144H26ZM68 145V144H67ZM66 145V146H67ZM70 145V144H69ZM87 145V144H86ZM93 145V144H92ZM145 145V144H144ZM184 145V144H183ZM186 145V144H185ZM188 145V144H187ZM201 145V144H200ZM214 145V144H213ZM8 146H6L5 145V148L7 147L8 148ZM49 146V145H48ZM53 146V145H52ZM55 146V145H54ZM63 146V145H62ZM72 146V145H71ZM98 146V145H97ZM101 146H102V144H101ZM131 146V145H130ZM130 146H129V148H130ZM133 146V145H132ZM135 146V145H134ZM162 146V145H161ZM160 146V147H161ZM178 146V145H177ZM211 146V145H210ZM264 146V145H263ZM24 147H26V146H24ZM27 147H29V145L27 146ZM56 147V146H55ZM65 147V146H64ZM144 147V146H143ZM145 147H148V144H147V146H145ZM152 147V146H151ZM155 147V146H154ZM164 147V146H163ZM162 147V148H163ZM176 147V146H175ZM189 147V146H188ZM191 147V146H190ZM213 147V146H212ZM2 149H5V148H3V147H1ZM50 148H51V146H50ZM57 148V147H56ZM62 148V147H61ZM72 148V147H71ZM123 148V147H122ZM191 148H193V147H191ZM219 148V147H218ZM217 148V149H218ZM256 148H258V147H256ZM48 149V148H47ZM145 149V148H144ZM155 149V148H154ZM181 149V148H180ZM209 149V148H208ZM211 149H213V148H211ZM216 149V150H217ZM19 150V149H18ZM51 150H53V149H51ZM57 150V149H56ZM91 150V149H90ZM95 150V149H94ZM149 150H151V149H149ZM156 150V149H155ZM165 150V149H164ZM184 150V149H183ZM194 150H195V147H194ZM193 150V151H194ZM207 150V149H206ZM210 150V149H209ZM215 150V149H214ZM215 150V151H216ZM255 150H257V149H255ZM261 150V149H260ZM40 151V150H39ZM50 151V150H49ZM55 151V150H54ZM58 151V150H57ZM57 151H55V152H57ZM153 151V150H152ZM162 151V150H161ZM189 151V150H188ZM212 151V150H211ZM219 151V150H218ZM251 151V150H250ZM47 152V151H46ZM146 152V151H145ZM148 152V151H147ZM213 152V151H212ZM249 152V151H248ZM262 152V151H261ZM261 152H260V154H261ZM39 153V152H38ZM44 153V152H43ZM97 153V152H96ZM127 153V152H126ZM134 153V152H133ZM155 153V152H154ZM181 153V152H180ZM183 153H187V152H183ZM207 153V152H206ZM233 153V152H232ZM237 153V152H236ZM27 154V153H26ZM60 154V153H59ZM63 154V153H62ZM123 154V153H122ZM144 154V153H143ZM151 154V153H150ZM157 153H155V155H156ZM208 154V153H207ZM254 154V153H253ZM46 155H47V153H46ZM119 155V154H118ZM141 155H142V153H141ZM145 155V154H144ZM147 155V154H146ZM154 155V154H153ZM186 155H188V154H186ZM185 155V157L187 158V156ZM190 155V154H189ZM208 155H210V153L208 154ZM213 155H215V154H213ZM217 155V154H216ZM236 156H237V154H235ZM239 156H240V154H238ZM36 156V155H35ZM52 156V155H51ZM116 156V155H115ZM135 156V155H134ZM152 156V155H151ZM150 156V157H151ZM160 156V155H159ZM184 156V155H183ZM193 156V155H192ZM191 156V157H192ZM235 156V157H236ZM249 156V155H248ZM260 156H262V155H260ZM43 157V156H42ZM95 157V156H94ZM127 157V156H126ZM129 157V156H128ZM155 157H157V156H155ZM163 157V156H162ZM189 157V156H188ZM213 157V156H212ZM231 157H232V155H231ZM234 157V156H233ZM93 158V157H92ZM117 159L119 158V156L118 157H116ZM115 158V159H116ZM152 158V157H151ZM238 158V157H237ZM122 159V158H121ZM145 159V158H144ZM147 159H149L148 157H147ZM157 159V158H156ZM155 159V160H156ZM205 159V158H204ZM210 159H212L211 157H210ZM234 159V158H233ZM240 159H241V157H240ZM239 159V161L238 162H240L242 159H243V157H242V159L240 160ZM119 160H120V158H119ZM124 160V159H123ZM162 160V159H161ZM178 160V159H177ZM186 160V159H185ZM188 160V159H187ZM213 160V159H212ZM247 160V159H246ZM246 160H244L243 159V161H241V163L242 162H246ZM249 160V159H248ZM258 160V159H257ZM262 160V159H261ZM127 161V160H126ZM141 161H143V160H141ZM140 161V162H141ZM180 161V160H179ZM190 161V160H189ZM209 161H211V160H209ZM234 161V160H233ZM236 161V160H235ZM250 161V160H249ZM260 161V160H259ZM116 162H118L119 163V161H116ZM148 162V161H147ZM151 162V161H150ZM208 162V161H207ZM211 162H213V161H211ZM258 162V161H257ZM263 162V161H262ZM106 163H107V161H106ZM117 163V164H118ZM122 163V162H121ZM136 163V162H135ZM138 163V162H137ZM180 163V162H179ZM209 163V162H208ZM233 163V162H232ZM240 163V164H241ZM252 163V162H251ZM109 164H110V160H109ZM153 164V163H152ZM182 164V163H181ZM210 164V163H209ZM213 164V163H212ZM231 164V163H230ZM234 164V163H233ZM244 164V163H243ZM247 164H248V162H247ZM246 164V166H248ZM126 165V164H125ZM154 165H155V163H154ZM161 165V164H160ZM173 165V164H172ZM211 165V164H210ZM122 166V165H121ZM181 166V165H180ZM183 166H185V165H183ZM206 166V165H205ZM229 166V165H228ZM228 166H227V170H228ZM234 166V165H233ZM232 166V167H233ZM243 166V165H242ZM245 166V167H246ZM255 166V165H254ZM260 166H261V164H260ZM108 167V166H107ZM116 167V166H115ZM161 167V166H160ZM210 167V166H209ZM208 167V168H209ZM222 167V168H223ZM237 167V166H236ZM250 167V166H249ZM259 167V166H258ZM121 168V167H120ZM123 168V167H122ZM121 168V169H122ZM131 168V167H130ZM138 168V167H137ZM197 168V167H196ZM201 168V167H200ZM226 168V167H225ZM230 168V167H229ZM240 168V167H239ZM127 169V168H126ZM149 169H150V167H149ZM149 169H147V170H149ZM176 169V168H175ZM186 169H187V167H186ZM204 169H206L205 167H204ZM214 169V168H213ZM217 169V168H216ZM232 169V168H231ZM251 169L252 170H254L253 168H252V166H251ZM151 170H153V169H151ZM166 170V169H165ZM173 170V169H172ZM223 170V169H222ZM235 170V169H234ZM257 170V169H256ZM175 171V170H174ZM179 171V170H178ZM177 171V172H178ZM182 171V170H181ZM205 171V170H204ZM215 171V170H214ZM221 171V170H220ZM230 171V170H229ZM232 171V170H231ZM249 171V170H248ZM255 171V170H254ZM261 171H262V169H261ZM264 171V170H263ZM176 172V171H175ZM176 172V173H177ZM186 172V171H185ZM207 172V171H206ZM205 172V173H206ZM210 172V171H209ZM208 172V173H209ZM224 172V171H223ZM233 172H235V171H233ZM240 172V171H239ZM243 172V171H242ZM151 173V172H150ZM201 173V172H200ZM199 173V174H200ZM212 173V172H211ZM221 173V172H220ZM241 173V172H240ZM245 173H246V171H245ZM256 173V172H255ZM257 173H258V171H257ZM264 173V172H263ZM153 174V173H152ZM170 173H168V175H169ZM222 174V173H221ZM238 174V173H237ZM236 174V175H237ZM243 174V173H242ZM252 174H253V171H252ZM261 174V173H260ZM172 175V174H171ZM179 175V174H178ZM184 175V174H183ZM207 175H209V174H207ZM216 175V174H215ZM219 175V174H218ZM218 175L216 176V178L218 177ZM228 175H229V177H230V174H229V172H228ZM244 175V174H243ZM243 175H242V179L244 178L243 177ZM164 176V175H163ZM174 176V175H173ZM175 176H177V175H175ZM198 176V175H197ZM201 176V175H200ZM223 176V175H222ZM231 176H233V174L231 175ZM237 176H239V175H237ZM236 176V177H237ZM247 176V175H246ZM251 175H249V177H250ZM156 177V176H155ZM169 177V176H168ZM179 177H181V176H179ZM196 177V176H195ZM207 177V176H206ZM248 177V176H247ZM259 177V176H258ZM262 177V176H261ZM264 177V176H263ZM154 178V177H153ZM172 178H177V177H172ZM184 178V177H183ZM209 178V177H208ZM218 178H220V177H218ZM210 179V178H209ZM208 179V180H209ZM212 179V178H211ZM215 179V178H214ZM213 179V180H214ZM221 179V178H220ZM227 179V178H226ZM240 179V180H239ZM237 181L235 180V181H233L232 179V182L230 183V186H228L229 188V190H228V194L229 195H233V196H235V195H237V196H239V197H241L240 199H242V198H244L245 200H253L252 199V196H253V194H252V192H251V187H252V185H251V187L249 188H247V186L245 185V182H242L241 181V178H239ZM249 179V178H248ZM250 179H251V177H250ZM177 180H179V179H177ZM254 180V179H253ZM175 181V180H174ZM173 181V182H174ZM195 181V180H194ZM212 181V180H211ZM215 181H217V180H215ZM224 181V180H223ZM227 181H229V180H227ZM246 181H247V184H248V180L246 179ZM208 182V181H207ZM207 182H204V180L203 179H199V180H196L195 181V188L197 187L198 188V186H201L203 183H206L207 184ZM242 182V183H241ZM254 182V181H253ZM263 182V181H262ZM176 183V182H175ZM183 183V182H182ZM209 183V182H208ZM211 183V182H210ZM222 183V182H221ZM249 183H251V182H249ZM177 184V183H176ZM212 184V183H211ZM215 184H218V183H215ZM229 183H227V185H228ZM178 185H179V183H178ZM210 185V184H209ZM250 185V184H249ZM263 185V184H262ZM191 187V186H190ZM212 187V186H211ZM210 187V188H211ZM215 187V186H214ZM220 187V186H219ZM187 188V187H186ZM196 188V189H197ZM209 188V187H208ZM216 188V187H215ZM218 188V187H217ZM254 188V187H253ZM191 189V188H190ZM195 189V190H196ZM220 189V188H219ZM184 190V189H183ZM208 190V189H207ZM212 190H213V188H212ZM214 190H216V189H214ZM227 190V189H226ZM253 190H255V188L253 189ZM258 190V189H257ZM199 191V190H198ZM210 191V190H209ZM193 192V191H192ZM214 193V192H213ZM220 193V192H219ZM218 193V194H219ZM224 195V194H223ZM219 196V195H218ZM222 196V195H221ZM226 196V195H225ZM232 197V196H231ZM230 198V197H229ZM264 199V198H263ZM250 200V201H251ZM264 201V200H263ZM246 202V201H245ZM103 203H104V209H105V212H106V214H108L110 217H111V221H110V226L111 227H113L114 228V223H115V215H114V210L112 209V205L110 206V204L106 201V199H104L103 198ZM251 203V202H250ZM253 203H254V201H253ZM259 203H261L260 201H259ZM256 205V204H255ZM261 205V204H260ZM248 206H250V204H248ZM261 207H262V205H261ZM251 208H252V206H251ZM261 209V208H260ZM255 210V209H254ZM99 218H101L102 219V217L99 215ZM243 218V217H242ZM246 222H247V220H246ZM211 223V222H210ZM236 223V222H235ZM241 223H244V222H241ZM247 224V223H246ZM213 225V224H212ZM242 225V224H241ZM249 225V224H248ZM239 226V225H238ZM244 226V225H243ZM233 228V227H232ZM245 228H247V227H245ZM244 230H246V229H244ZM247 230H249L248 228H247ZM220 231V230H219ZM230 232V231H229ZM246 232V231H245ZM225 233H227V232H225ZM216 234V233H215ZM209 235V234H208ZM210 236V235H209ZM221 237V236H220ZM214 238V237H213ZM239 238H240V235H239ZM238 240V239H237ZM243 240V239H242ZM235 243H236V241H234ZM239 242V241H238ZM242 242V241H241ZM218 244V243H217ZM216 245V244H215ZM3 252V251H2ZM81 252V251H80ZM4 253V252H3ZM2 253V254H3ZM8 253V252H7ZM143 253H145V252H143ZM11 254V253H10ZM169 254H171V253H169ZM80 255H81V257H82V259L87 263V264H99L100 262L101 263H103V264H105L104 262H103V260L101 259V258H99V257H92V256H90V255H87V254H84V253H80ZM138 255V254H137ZM168 255V254H167ZM154 256H156V255H154ZM11 257V256H10ZM157 257H158V255H157ZM14 258V257H13ZM13 258H11V259H13ZM10 259V258H9ZM138 260V259H137ZM136 260V261H137ZM144 260V259H143ZM200 260V259H199ZM260 260V259H259ZM10 261V260H9ZM12 261V260H11ZM14 261H15V259H14ZM109 261H111V260H109ZM142 261V260H141ZM146 261V260H145ZM180 261V260H179ZM183 261V260H182ZM149 262V261H148ZM257 262V261H256ZM156 263V262H155ZM174 263V262H173ZM258 263H260V262H258ZM0 264H7L6 262H4V260H2L1 258H0ZM20 264V263H19ZM33 264H40L39 262H35V263H33ZM42 264V263H41ZM108 264V263H107ZM149 264V263H148ZM160 264V263H159ZM262 264V263H261Z\"/></svg>",
    "mask_w": 264,
    "mask_h": 264
}]
</instances>
